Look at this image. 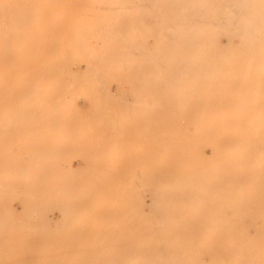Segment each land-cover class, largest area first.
Listing matches in <instances>:
<instances>
[{"label":"rangeland","instance_id":"rangeland-1","mask_svg":"<svg viewBox=\"0 0 264 264\" xmlns=\"http://www.w3.org/2000/svg\"><path fill=\"white\" fill-rule=\"evenodd\" d=\"M161 1H162V3H161ZM191 1L192 0H188L187 3L190 4ZM181 2L183 5H187L186 2L184 3L183 0H0V13L3 14V15L0 14V21H1L0 22V27H1L0 28V52L2 51L0 53V82H1L0 83V87H1V89H0V92H1L0 93V95H1V98H0V111H1L0 119H2V120H0V127L3 126L2 128H0V129H2V132L0 130V264H31L32 262H33V264L34 263L37 264L36 263L37 260H40V259H42L41 261L43 263L41 261H39L38 264H76L77 262H78L77 264H96V263L97 264H100V263L101 264H127L128 262L133 264L132 260H134L136 258L134 261H137V260H139L138 258H140V257H143V259H145V260H146L145 257H147L146 261L143 260V264H147V263H150L148 261H151V260L154 261V258H152V255L155 254L153 256V257H155L156 255H159L161 253H162L161 254L162 256H160L161 257L160 259L162 260V259H165V257H166L167 261L163 260L164 262L165 261L166 262L164 263L162 261L159 263L160 259L156 260V258H158V257H156L155 261H154V262H156L155 264H157V263H159V264H167V263L168 264H176V263L180 264V263H183L184 264V262L186 260H188L187 256H191V257H189L190 260H192V262L194 261L191 264H194V263H196V264H209L208 260H207L208 255H209V251H206V250L210 249V245L207 244V246L209 247L208 248L206 246L207 249H204L206 247L205 246L202 247V245L206 243L205 240L209 238L208 235H210V233L212 231L215 234H217L219 232L222 235V231L220 230L222 228V226L220 227V225H222V221H219L222 219V216L217 215L218 213L222 214L221 209L223 206V204H222L223 192L226 190L225 189L226 188V186H225L226 182H224L225 175H224V171L221 168L222 163L221 162H220V164L218 163V167H217V168H219V169H217V171L219 172V170H221V172H222L221 174H218L220 176H217V175L214 176V174L212 175V173H211V175H209V173H210V171L208 169L209 163H208V161H205V160H207L206 153L208 152V150L205 151V149H201L204 146L203 144H202L203 146L201 145L202 147L200 146L198 148V147H195L196 145L194 144V142H192V141H194V129L192 128V126H194L193 124H195V121L192 117L195 116L196 112L191 111V101H189V100H192V90L191 89L193 88V90H194V84H192L190 81H188V83H189L188 86L190 85V88H191V89H189L188 86H186L187 85L186 84L187 83L186 78L183 79V80H186L185 84H184V81L181 82L179 80L178 75H180V73H179L180 68H181L180 66H182L179 63V60H177V62H174V60L170 61V63L173 62L172 63L173 66L169 62L167 64L168 66L164 65L167 62L164 64L162 63L161 66L164 65V67L160 69L159 64L161 63V59L157 60L158 56L160 57V55H157L159 52L155 51L156 49L158 50L157 39H158V37L161 36L160 35L161 33L159 34V28H161V27H159L160 24L159 25H156V24H158L160 22V19L162 18V16H165L166 14L167 15L169 14V16H170V13L172 14V12L174 10L172 7L175 4L178 6L179 3L181 4ZM163 3H164V5H163ZM180 7H181V9H179L181 11L180 13L183 12L182 8H185V11L183 12L181 20L185 21L186 19L188 20L189 18H192V16L190 15L192 10L190 11L188 9L190 7H188V8L182 7V5H181L177 8H180ZM171 8L173 9L172 11L170 10ZM174 8L176 9V7H174ZM186 10L190 11V14H189L190 16L187 15L189 17L184 16ZM177 11L175 10V13ZM210 11H212V10L209 9V12ZM5 12H7L8 14ZM14 12H15L16 16L14 15ZM159 13H160V15H162L161 18L158 17V16H160ZM163 13H165V15H163ZM178 13H176L175 16H172V15L171 16L179 18V16L181 14L179 13L180 14L179 15ZM188 13L186 12V14H188ZM5 14H7V15L5 16ZM173 14H174V12H173ZM9 15L12 18L10 17V21L8 22V20H9L8 16ZM220 16H221L220 12L218 11L216 14L217 21L220 19ZM185 17H187V18H185ZM182 18H184V19H182ZM166 19H168V17ZM210 19L211 18H209V20ZM12 21H13V23H12ZM156 21L158 23H156ZM174 21L176 22L177 19H175ZM2 22L4 23V25ZM10 22H11V24H10ZM187 22H189V21H187ZM11 25H13V26H11ZM155 26H157L159 28H157ZM7 27H8V29H7ZM20 27H21V29H25V30H21ZM184 28H186V27H184ZM186 29H184V30L187 31ZM17 30H19V31H17ZM33 30H35V31L33 32ZM143 30H144V32H143ZM161 30H162V28H161ZM181 30H183V29L181 28ZM181 30L176 31L178 35H179L178 32H181ZM13 31H15V32H13ZM151 31H152V33H150ZM154 31H156L154 35H156V33H157V35H159V36H157L153 39V37H152L153 35L151 36V34H153ZM185 31H184V33H185ZM16 32L17 33L19 32L22 37L24 36V38H22L21 36L19 37V35H17ZM32 32L34 33V35ZM44 32L47 33L48 36ZM105 32L106 33L109 32V34L107 35V34H105ZM38 33H39V35L41 34L40 38H42V40L37 39L38 41H36V38L39 37V35H38V37H36L37 36L36 34H38ZM110 33H112L113 36L110 35ZM126 33H128V34H126ZM142 34L145 35L143 38H142ZM106 35L108 37H110V36H112V37L110 39H108ZM132 35H133V37H132ZM16 36H18L19 38H17ZM29 36L31 38H29ZM116 36H119V39H118V37L116 39ZM128 36H129V39H128ZM33 37H36L35 38L36 43L33 42V40H34ZM51 37H53V39ZM103 37L105 38V40ZM149 37H151V38H149ZM44 38H45V40H44ZM17 39H18V42H20V43H18L16 41L14 42V40H17ZM3 40H4V42H3ZM43 40L46 41V44L43 42ZM108 40H110V41H108ZM115 40H117V41H115ZM125 40H126V42H124ZM153 40L155 41V43H153ZM9 41H10V44H8ZM106 41H108V42H106ZM105 42H106V44H105ZM127 42H128V44H127ZM139 42L140 43L144 42L143 43L144 45L143 44L141 45ZM222 42H226L225 39H223ZM15 43H17L20 46H18ZM39 43H42V45L45 44L43 46L44 49L40 48V50H39V47L42 46ZM107 43H109V44L107 45ZM156 43H157V45H156ZM35 44H36V46H39V47H37L39 50V51L38 50L36 51L37 53H35V50L37 49ZM146 44H150V45H146ZM3 45H5L6 48L3 47ZM105 45H107L108 47ZM126 45H128V47L131 46V48L130 47L127 48ZM154 45H156V49L154 48ZM14 46H16V47H14ZM31 46L33 47L32 49H31ZM142 46H145L148 49L143 48ZM149 46H150V48H152L151 46H153L154 50H153V48L150 49ZM17 47H19V49ZM20 47H21V49H20ZM133 47H135V48H133ZM140 47L144 50L146 49V51H141L142 49ZM45 48H47L48 50ZM113 48H116V50ZM5 49H7V51ZM117 50H118V52L119 51L120 52L118 53ZM137 50L139 52L140 51L141 52L139 53ZM4 51H5V53H4ZM29 51H30V54H29ZM45 51L47 52L46 53L47 55L45 54ZM8 52H10V53H8ZM17 52L20 53V57L18 56L19 54H17ZM39 52H40V55H39ZM41 52H43V53H41ZM128 52L131 54H129ZM145 52H146V54H145ZM108 53L109 54L112 53V54L109 55ZM127 53H128V58L132 55L130 57L131 59L129 58L130 62L135 61V59H136L133 56V54L136 55L137 58H139V59L141 58L140 60L138 59L139 60L138 62L136 61L137 62L136 64H139V65L135 66L137 68V71H141V70H138V68H140L139 66L141 64L142 65L144 64L146 66L149 65V68H153L151 70L152 72H150L148 67H147V69L149 71L146 68L145 69L143 68L144 65L143 66L141 65V67H142L141 69H144L147 72L144 70H142L141 73L138 72L139 74H142L144 71L143 75H139V74L134 73L133 71L136 68L134 70H132V66H134L135 62H133V63L129 62L130 64H133L132 66L128 63V58H125L127 56ZM152 53H155V54L152 55ZM8 54H9V56H8ZM14 54H15V56H14ZM84 54H85V56H84ZM123 54H125V55H123ZM139 54H142L140 56H144V57H145V55L146 56L149 55L147 58L151 57L152 59H146V57L145 58L139 57ZM112 55H113V57L110 58V56H112ZM114 55H115V57H114ZM155 55H156V57H155ZM24 56H26V57L24 58ZM43 56H45V57H43ZM100 57H102V58H100ZM53 58H55V60H53ZM96 58H98V61H102L103 59L104 60L106 59L109 63L112 62V61L110 62V60H114L116 62V60L114 58H119V61H118L119 64L122 62H124V64L123 65L120 64V66H119V64H115V65H118V67H119L118 68L116 66L117 70L120 72L119 73L116 70V68L115 69L113 68L114 64H111L112 67L111 66L109 67L110 64L108 62H106V60L102 61L103 64L104 63L106 64V66L109 64L107 66V69H106L105 68L106 66L103 67V64H102V66H100V62L96 61ZM155 58H157L156 59L157 61L155 60ZM122 59H123V61L120 62ZM132 59H134V60H132ZM143 60H147L148 65L145 64L146 61H145V63H143ZM80 61L84 62V63H81ZM153 61L158 62L159 64L156 65L155 63H153ZM184 61L188 62L189 60H184ZM91 62L92 63L98 62L99 66L96 63L95 64V65H97V67H96ZM174 63H176V64L174 65ZM169 64H170V66H169ZM124 65L126 67H127V65H130V67L125 68ZM185 65H188V64L185 63L184 66ZM157 66H158V68H157ZM83 67H84V69H83ZM88 67H91L90 68L91 71L93 70L94 72L95 71H97V72L92 73V75H90L91 71H90V69H88ZM92 67L94 69H92ZM123 67H124V69H122ZM186 67H188V66H185V68ZM10 68H11V70H9ZM128 68H131V69L129 70ZM101 69L102 70L104 69L105 72H103ZM113 69H114V71H113ZM170 69H173V73L175 72L174 76H173V74H171L172 70L170 71ZM81 70H83L82 73L85 76L82 73H80ZM88 71H90V73ZM107 71H109V72H107ZM129 71L133 72L135 75H133V73H131ZM137 71L135 70V72H137ZM163 71L167 72V74L164 72L167 76L169 74V76L172 78V82H176L175 80H177V83H179V84L183 83L182 85H185L183 87L180 84L183 88L179 85V87H180L179 91L182 92L183 94L182 93L179 94L180 93L179 91H178L179 93H175L174 91H172L173 95L175 93L174 96H176V95L178 96V97L173 96L174 99L176 98L175 100H173L174 104L176 105V106L174 105V107L176 108V112L174 110L173 115H176L175 113H177L179 111L177 109V107L180 108V106H182V108H184V109H182L184 111V112L182 111L184 113V116H183V113H181V110L179 112L182 115L180 113H178V114H180L181 117L183 116L182 118H185V116L187 117V115H188V118L184 119V120H187V123H188V120L190 122V120L193 119L192 122L193 121L194 122L190 123L189 126L184 124L185 121L180 120V121H182L183 125H180V127H179L178 123L180 121L179 122L175 121L178 114L176 115V117L172 116V114H170L172 111L168 110V109L172 108L171 106H170V108H168L166 105L167 109H166L165 115L162 114V113H164L162 111V109L165 108L164 105L168 104L169 100H172L173 98L169 97L170 99H167L166 98L167 96L164 97L165 91H163L161 89L162 88L164 89V87L167 86L168 89L165 87L166 91H169L170 90L169 88H171V87L175 90L176 87L178 86L177 83H175V85H177V86L174 87L175 85L173 84L174 85L173 86L172 82L168 83V85L165 83L166 84L165 85L164 82H169L171 80V78H170V80L167 79L165 74H164V77L167 80L162 79L161 81L157 82L158 77L161 79V77H162L161 73ZM185 71H186V69H185ZM101 73L103 74V76ZM109 73H111V74H109ZM146 73H147V75H146ZM152 73L156 74V75H153ZM176 73H177V76H176ZM93 74H94V76H93ZM100 74H101V77H100ZM114 74H115V76H114ZM129 74L132 75L131 78H130ZM148 74H151V75H148ZM181 74L185 75L187 73H181ZM79 75H81V76H79ZM109 75H111V76H109ZM136 75H138L137 76L138 79L136 78L133 80V78H135ZM139 76H142L143 78L140 77V79H139ZM185 76H187V75H185ZM90 77L92 80H90ZM102 77H104L105 79ZM108 77L111 79H109ZM155 77H156V79H155ZM95 78L97 81L95 80ZM121 78L122 79L124 78V79L121 80ZM86 79H88L87 82H85ZM93 80H95V81H93ZM131 80H133V83ZM140 80H142L144 83H142V81H140ZM91 83H92V85H91ZM109 83L111 84L110 86H109ZM122 83H124V84H122ZM129 83H131L130 84L131 87L129 86ZM134 83L135 84L137 83L136 84L137 86H135V87L137 88L139 95L134 93V92H137L136 88L132 87V85L134 86ZM103 84H106V85H104L106 87L102 86ZM150 84H151L152 88L154 86H155V88H157L159 85L162 86L160 90L157 88L160 92L159 97H157L158 94H157L156 89H154V88H153L154 90L152 88L149 89ZM127 85L129 86L128 88H127ZM170 85H171V87H170ZM86 86H88V87H86ZM121 87H124V89ZM185 87L187 88V90H185ZM96 88L99 89L98 92H97ZM126 88H127V90L125 91ZM132 88H134L131 91V92H133V94H132L133 97L131 96V92H130V90ZM139 88H141V90H139ZM142 88H143V91H142ZM172 88H171V90H173ZM234 88H235V86L233 87V89ZM108 89H109L110 93H109V91H107ZM117 89H120L121 91L117 90ZM148 89L150 92L155 91V90L156 91L153 92L152 93L153 95H152L148 91ZM183 89L186 92H189L190 94L183 91ZM235 89L238 90V86ZM235 89L233 90V93H232L233 95L236 96L235 98H233L234 104H232V109H235L236 108L235 106H237L236 103H239V98H237V95L239 93ZM104 90H106L105 93H107L110 96V98L107 97V95H105ZM115 90H116V92H114ZM68 91L70 92V94ZM100 91H102V93H104V94H101V95H103L102 97L99 95L101 93ZM161 91H163V92H161ZM127 92H128V94L130 92L129 96H128V94H124ZM67 93H68V95H66ZM71 93L72 94L74 93V94L72 95ZM160 94H162V95L160 96ZM165 94L168 95L169 93L167 92ZM134 95H136V96H134ZM147 95H148V98H147ZM186 95H188V97H185ZM189 95H190V97H189ZM120 96H123V97H120ZM154 96L157 97V100L154 98ZM12 97H13V99H12ZM105 97L108 99V101L106 100ZM116 97L117 98L119 97L120 100L117 99ZM128 97L131 99V101L133 103L130 102V99H128ZM162 97L166 101V103H165V102H163V99H162L163 104L165 103L162 106L164 108H162L161 106H158V104H157L159 102L158 99H160ZM65 98H67V99L69 98V100H67ZM85 98H86V100H85ZM114 98H115V100H113ZM137 98H139V99H137ZM141 98L143 100L142 102H140ZM145 98H147V99H145ZM177 98H179V101L182 98L180 103H178V104H177V102H178ZM122 99L125 102L122 101ZM135 99H137V102H138V104L136 102V105H134ZM3 100H4V102H2ZM20 100L24 101L26 103L23 102V104H22V102ZM116 100L119 102H117ZM148 100H150V101H148ZM153 100H156V101H154L155 102L154 105H152ZM182 100H184V101H182ZM105 101H106V103H105L106 105L103 104ZM110 101H112L113 103ZM173 101H170V102H173ZM123 102L125 104H122ZM147 102H149V105L147 104ZM11 103H14V105H12ZM99 103H102V104H99ZM126 103H127V105H126ZM128 103H129V105H128ZM144 103H145V105L147 104L146 106L150 107V108H147L144 105ZM131 104H133V105H131ZM124 105H126V106H124ZM143 105L145 106V107H143L144 109H142ZM156 105L158 106V108ZM160 105H162V104H160ZM13 106H15V107H13ZM127 106L130 107L131 110H129L127 108ZM153 106L156 108L154 109ZM184 106L186 108H189L188 109L189 111ZM121 107H123V108H121ZM151 108H153V109L151 110ZM173 108H172V110H173ZM237 108H238V106H237ZM124 109H126V110H124ZM134 109H135V111L133 113ZM145 109H147V112ZM11 110H14L15 113L16 112L17 113L15 114ZM111 110H113L114 112H112ZM32 111H34L35 113H32ZM36 111L39 112L40 114H37ZM108 111H111L110 114L107 113ZM130 111H131V113H130ZM158 111L161 113H159ZM169 111H171V112H169ZM11 112L13 113V116L15 115L14 117L12 116ZM97 112H98V114H97ZM104 112H106V113H104ZM138 112H140V113L144 112V113L139 114V116H138ZM191 112H192V115H191ZM115 113H116V115H115ZM189 113L191 116L189 115ZM201 113L202 112H200V113L198 112V114L196 116H202V118H205L206 117L205 115L210 114L212 116L214 114L213 116H215L216 118L215 117L208 118L209 120L211 119V122H209L210 124H206V125L209 126V125L213 124L215 129L213 131L210 129V131L212 133H214V131L216 130V132H215L217 134L216 138L219 137V139H220V136H221L220 131L221 130H220L219 126H221L223 124V122H221L223 120H221V115H219V112L215 111V112H212L213 113L212 114V113H209V110H208V112H203V114L200 115ZM204 113H205V115H204ZM235 113L236 114L238 113L237 114L238 118L240 116V113L237 110V112H234L231 114V117L233 120L237 118ZM134 114H136V115H134ZM153 114H155V115H153ZM5 115H6V118H5ZM7 115H9V116H7ZM105 115H106V117H105ZM133 115L136 117V118L134 117V121L136 124L135 126L133 125L134 122L132 121ZM216 115H218V116H216ZM203 116H205V117H203ZM46 117H47V119H46ZM92 117H95V118H92ZM96 117L98 118V120ZM129 117H130V119H129ZM154 117H156V118H154ZM171 117H173V118L175 117L174 119L172 118L173 121H175L172 124H171V122H172ZM12 118H13V120H11ZM182 118H180V119H182ZM190 118H192V119H190ZM121 119L123 120V122ZM128 119H129V121H128ZM90 120L92 121V123L90 122ZM107 120H108V122H107ZM16 121H18V122L16 123ZM102 121H103V123H102ZM131 121L133 123H131ZM146 121H148V122H146ZM216 121L220 122V123H217ZM3 122H5V123L3 124ZM176 122H177V125L179 128L185 129L184 132L182 133V135L180 132L177 131L178 127H177V125L174 124ZM10 123H12L13 126ZM97 123H98V126H97ZM108 123H110V125ZM164 123L169 124V125H165ZM102 124H104V125H102ZM112 124H114V125L112 126ZM121 124H123V125L121 126ZM141 124L144 126H141ZM173 124H174V126H172ZM90 125L92 128L90 127ZM129 125H130V129H129ZM161 125L162 126H171V127H174V129L176 126L175 131H177V132L175 133L174 131H171V135H173L172 133H174V136L172 138H171V136L168 137L169 134L168 135H166L167 133L164 134L166 136H164L165 142H163L162 138L159 139V137L162 136V135H160V133L163 132V129H162L163 127ZM185 125H186V127H185ZM19 126H21V127H19ZM33 126H36V127H34L35 130H34ZM41 126H42V129H41ZM102 126L104 128H102ZM127 126H128V128H127ZM13 127L15 128V130ZM84 127H85V129H84ZM118 127H119V129H118ZM44 128H47V129H44ZM110 128H112V129H110ZM123 128H124V130H123ZM145 128H146V130H145ZM19 129H21V130H19ZM48 129H49V131H48ZM142 129H144V130L142 131ZM181 129H180V131H183ZM85 130H86V132H85ZM103 130L107 131V133L104 132ZM7 131H9V132H7ZM83 131L85 133H83ZM122 131H123V133H122ZM205 131H207V129ZM40 132H42L43 134ZM149 132H151V133L149 134ZM208 132L209 131H207V134H208ZM33 133H35V134H33ZM90 133H92V134H90ZM98 133H99V138H98ZM184 133H185V135H184ZM189 133H191L192 135ZM37 134L41 135V136H37ZM53 134H55V135H53ZM188 134H189V136H188ZM6 135H8L9 137ZM93 135H95V136H93ZM81 136H82V138H81ZM127 136H129L128 139H127ZM4 137H5V139H4ZM40 137L43 139L42 141H44V143L41 141ZM43 137H45V139ZM58 137H59V139L57 140ZM96 137H97V139H96ZM165 137H168L169 139L176 138L177 141L176 140L173 141L174 143L177 142L176 146L179 142L181 143V141L184 140L185 138L190 139V140L186 139L185 141H182L181 144L179 143L181 146L186 147V149H184V147H181V146H179V147L183 148L184 151L186 150V151H190V153H193L191 156H189V153H187V152L183 151V153H182V154L187 153L188 155L187 156L185 155L186 158L189 160L191 159V160L189 162H187L188 160L184 159L185 158L184 155H183L184 157L183 156L181 157L180 154L178 155L174 151L176 153V155L178 156V158H177V156H175L177 159L173 156L176 159V161L174 160V162H176V164H178V165H176L177 168L174 166L175 165L174 162L171 163L172 165L169 162V167L168 168L166 167L167 168L166 170L162 169V168L160 169L158 160H159V156L161 157L160 152L162 151L161 149H163V146H164L163 143H168L169 145L170 144L174 145V143L169 141V140L168 141L170 143L167 142ZM30 138H32V139H30ZM37 138L39 139L38 142H37V140H38ZM119 138H121V139H119ZM182 138H184V139H182ZM213 138H215V137H213ZM7 139H9L10 143H8L6 141ZM91 139H93L92 141L95 140L94 142H92V141L90 142L92 145L89 143L92 147L87 143V140L90 141ZM100 139H102V142H100L101 141ZM106 139H108V140H106ZM156 139L157 140L159 139L160 141L159 140L157 141ZM84 141H85V143H84ZM103 141H104V143H103ZM190 141L192 142V146H194L193 148L191 146H190L191 148H188V145H190ZM5 142H7V143H5ZM34 142H35V145H37L36 148L34 147L35 146ZM161 142H163L162 143L163 145L161 144ZM39 143L40 144L42 143V145L45 144L43 146L40 145V147L43 150L39 147ZM94 143H96V144H94ZM159 143L162 146L157 145ZM185 143L186 144L188 143V144L185 145ZM46 145L48 146L46 149L48 150L50 147L51 148L50 150L52 152L50 150L47 151L46 149L43 148L44 146L46 147ZM88 145H89V147H86ZM103 145H104V149H103ZM150 145L152 147V151L150 150V148H151ZM105 146H109V147L106 148ZM160 146H161V149L158 148ZM100 147H102V148H100ZM179 147L177 146L178 150H180ZM141 148L142 149L145 148V149L142 150ZM30 149H32V150H30ZM37 149H39V150H37ZM159 149L161 151H159ZM187 149H189V150H187ZM199 149H201V150H199ZM4 150H6V151H4ZM45 150H46V152H41V151H45ZM104 150H106V151H104ZM172 150H175L174 146H173ZM193 150H195V151H193ZM34 151L36 152L37 155H38V153L41 152L42 154L38 155V156L41 155V157H37V155L34 156L35 155ZM37 151H39V152H37ZM58 151H60L61 153H59ZM102 151H104L105 153ZM48 152H50V154L53 153L55 156L52 154L53 156L51 155L52 156L51 157ZM110 152H112V153H110ZM8 153H10L11 156H8L7 155ZM29 153L30 154L34 153V154L30 155ZM84 153H86V154H84ZM124 153H126V154H124ZM148 153H149V155H148ZM175 153H174V155H175ZM27 154L30 156L28 157ZM61 154L62 155L64 154V156H61ZM46 155H49L48 156L50 158L49 160H48ZM56 155H57V157H56ZM85 155H87L86 156L87 158H85ZM42 156L44 158L46 157V160ZM157 156H158V158H157ZM162 156H164V155H162ZM168 156H169V158L171 157L170 154ZM179 156L181 157V159L182 158L183 159L181 160ZM129 157H130V159H129ZM173 157H171V158H173ZM38 158L39 159L42 158V159L39 160ZM43 160H44V162H43ZM68 160L70 163L68 162ZM177 160H181V161H177ZM87 161L90 162L91 164L89 165V163ZM141 161L144 163L141 164L142 163ZM170 161H173V160H170ZM184 161H185V163H184ZM41 162H43L42 164H44L45 162L46 163L44 165H42ZM62 162H64V163H62ZM85 162H87L88 164ZM139 162H141V163H139ZM151 162H153V163H151ZM179 162H181V164H179ZM186 162L190 163L189 168L187 166H185V168H187V169L184 168L185 170H181L180 168L183 169V167H181L180 165L184 166V164H186ZM192 162L194 165L192 164ZM204 162H205V164H204ZM97 163H99V164L96 165ZM40 164L42 165V167L40 166V168H37L36 166L40 165ZM47 164L49 167H46ZM92 164H93V166L91 167ZM33 165L35 166V168L32 167ZM60 165H61V167H60ZM170 165H171V167H170ZM186 165H188V164H186ZM190 165L191 166L193 165L194 167H191ZM97 166H99V167H97ZM178 167H179V170H181L182 172L179 171L177 173L176 169H178ZM44 168L45 169L50 168V169L44 170ZM55 168H57L56 169L57 171L54 170ZM35 169L36 170L40 169L45 174L40 170H39V172H38V170L36 172ZM61 169H62V171H61ZM195 170H197V172H195ZM47 172L49 173L48 175H47ZM55 172H58V173L56 174ZM69 172L74 174V176L70 175ZM189 172H190V174H189ZM120 173H122V174H120ZM136 173H138L137 174L138 176L140 175L141 177L142 176L143 177L142 178L141 177L138 178V176L136 177L135 176ZM169 173H170V175L173 173L174 176H170V177L163 176V175L169 174ZM201 173H203V176L204 175L207 176L206 178H203V179H207L206 182H203L202 179H198L202 176ZM51 174L53 175L54 178H52ZM97 174H99V175H97ZM142 174H144V175H142ZM177 174H180V175H177ZM195 174L196 175L201 174V175L196 176ZM23 175H24V177L30 176L29 177L30 180L33 179L34 181L32 180L31 183L28 182L27 179H29V178L26 179L23 177ZM41 175H42V177H41ZM91 175H93V176H91ZM122 175H124V176H122ZM183 175L185 177H183ZM13 176H16V177L12 178ZM48 176H50L51 180L48 178ZM126 176H128L127 181L123 180V178H126ZM146 176H147V178H146ZM186 176L187 177L191 176V179H193V180L198 179V180H200V182L204 183L206 187L208 186L206 188L204 186V184H200V186L198 187L200 189L202 186V187H205L206 190L208 191V188L211 187V190L209 192H207L208 194L205 193V190H204V193L207 194L208 196L213 193V190L216 191V190H218V188H221V189H219V192L220 191L222 192L221 195L219 193V196H218V194H216L217 192L215 193V196L219 197L218 199L220 202L217 203L218 199L215 202L213 200L214 198L213 199L211 198L212 201L215 202V204L214 203L211 204L212 205V207H211V205H210L211 199H210V201H207L206 200L207 197L204 194L203 195L206 198H204L203 196L201 197L202 192L200 191L201 194L199 193L200 194L199 195L196 192L197 190L195 188H194L193 192H196L198 194V196H197V194L195 195V193H193V192L190 193V196H189L188 191L191 190L192 186L189 185L191 183H188L187 179L185 180V178H187ZM222 176H223V181L220 180V182H219L218 179H222L221 178ZM21 177H22L23 181L21 180ZM37 177H38V179H37ZM58 177H60L61 179H59ZM120 177H122V179ZM175 177H177V178H175ZM195 177L196 178L198 177V178L195 179ZM94 178H95V180H94ZM159 178H160V181H159ZM188 178H190V177H188ZM41 179H43V180H41ZM44 179L46 180L45 181L46 183L42 182V181H44ZM55 179L58 181H56ZM134 179L136 181L137 180L138 181L136 183H134V181H132ZM142 179L143 180L145 179L147 182L150 179L151 182L149 181L150 183H147L145 181L146 182L145 183L143 181V185H142L141 184ZM161 179L163 181L164 180L165 181L162 182ZM217 180L221 185L216 182ZM15 181H16V183H15ZM35 181H36V183L38 182V184H36ZM124 181L126 183H124ZM180 181L182 182V184L184 186H186V184H187V186L189 185L190 188H187V189H186V187L183 188L184 186H182ZM138 182H141V183H138ZM179 182H180V184H179ZM14 183L16 185H14ZM24 183H25V185H24ZM40 183L42 185L45 183V185H43V187H42V185ZM144 183L146 184V187L148 186L150 188L144 187ZM162 183H163V185L166 184L165 185L166 188H164V192L166 189H167L166 193H168L169 189L171 191V192L169 191L170 194H169V198H167V199L165 197H163L162 191L160 192V189L162 190V188H163V187L160 188ZM53 184H56L57 186L56 185L53 186ZM173 184L175 185L174 188L176 190H177V188L182 189V190H179V189L177 190L178 195L173 194V192H172V190H174V188H172ZM193 184H194V182H193ZM211 184H213V185L211 186ZM22 185L24 186V190H23ZM66 185L68 187H65ZM130 185H131V187H130ZM62 186H63V189H62ZM195 186H196V184H195ZM59 187H60V189H59ZM13 188H15V189H13ZM31 188H34L36 192H31V191H34V189H31ZM140 189H142V191ZM154 189H155V191L157 190L155 196H153L155 193ZM222 189H224V190L222 191ZM18 190L19 191L21 190V192H19ZM176 190H174L175 193H176ZM15 191H16V193H15ZM22 191L24 193H22ZM56 191H58V192H56ZM150 191H152L151 194H149ZM158 191L161 193V195L158 194ZM179 191L183 192L182 195L185 194V197H187L188 199L189 198H190V200L194 199V202H196V203L199 201L195 200L194 196L197 197L198 200H200L201 198L205 199L206 202H208V205H206V206L204 205L205 208L206 207L208 208L205 210H209V212L208 211L207 212H208V214L211 213L212 217L210 215L202 212L201 208L204 207V206H202L203 204H206L205 200H203V202H201L202 200L200 201L202 205H200L198 203L199 206H202L199 208L197 204H195V203L192 204L193 201H191V202H190V200H189V202L184 201L186 198L181 197V195H179ZM129 192L130 193L132 192L133 195L130 194ZM186 192H188V193H186ZM29 193H30V195H29ZM39 193H40V197H39ZM43 193H45V194H43ZM209 193H211V194H209ZM19 195H20V197H19ZM159 195L161 198L159 197ZM27 196H28V198H27ZM132 196L134 198H132ZM165 196L168 197L167 194ZM151 197H152V201H150ZM153 197H155L157 199L164 198L167 200V202L165 203L166 200L165 201L162 200L161 201L162 205H161L160 201L158 202V200H156V199L154 200ZM20 198L21 199L23 198V200H21ZM29 198L32 199L33 201L28 200ZM25 199H27V200H25ZM170 199L172 200V202ZM215 199H216V197H215ZM173 200L174 201L176 200L175 202L177 204L175 202H173ZM156 201H157V203H159L158 204V205H160L159 207L155 205ZM150 202H151V204H150ZM152 202H154V203L152 204ZM185 202H187L191 207L193 206L194 207L193 209H195L196 212H195V210L193 211V209L191 210L190 207H188L185 204ZM183 203H184V208H185V205H186V208H188V210H187L188 212L186 213V210H185V213L181 212V214H179L178 212L182 211L180 209L184 210ZM168 204L170 205V207L164 208L165 205L168 207L169 206ZM173 204L175 205V207L172 206ZM176 205H178V210H177ZM64 206H65V208H64ZM145 206L146 207L148 206L147 209ZM156 208H157V210H155ZM198 208L201 210V212L203 214L199 212ZM148 209H150V211ZM152 209H153V211L157 212V215L161 212H162L161 213L162 215L159 214V215H161L159 217V215L158 216L156 215V212H154L152 214L151 213V212H153ZM147 210L150 213H148ZM190 210L193 212L191 213ZM158 211H161V212L158 213ZM166 211L169 212L168 213L169 215H171L173 213V219L174 220L173 219L170 220L171 216H170V219H169V216L167 217L170 220L169 224H168L169 221L167 220L166 215H165V214H167ZM171 211H172V213H171ZM219 211H221V213ZM164 212H166V213H164ZM32 215H33V217H30ZM149 215H150V217H149ZM153 215L155 216V218ZM163 215L165 216L164 218H162ZM179 215H180V217H179ZM184 215L186 218L183 217ZM206 215H208L207 217L209 218V220H208V218H206ZM216 215H217V220H214L213 217H216ZM181 216L184 218V221H183ZM156 217H159L161 219L158 220V219H156ZM189 217L193 218V219H191V220H193V222L191 220H189L190 219ZM194 217H196V218H194ZM218 218H220V219H218ZM211 219H213V220H211ZM154 220H155V223H156V221L158 222V224L156 223L158 226L162 225L164 227L163 228L161 226L162 229L165 230V228H166L164 233L161 232L163 234H161V233L159 234V237L164 235L162 237V240L160 238L158 240V236H157L158 235L157 231H159V229L161 227L158 228V226H156L155 223L152 224L154 222ZM160 220H162L160 222L161 224L159 223ZM165 220H166V222H165ZM196 220H198L199 222H197ZM210 220H211V222H209ZM40 221H42V223ZM147 222H149V224ZM185 222H186V224H185ZM191 222H192V224H190ZM213 222L217 223L216 228H214L215 224L214 225L211 224ZM162 223H164V224H162ZM175 224H177L176 226L183 224V225H185V227L183 225L182 226L180 225V227L171 226V225H175ZM187 224H189V226L192 225V228L190 227L187 230L191 232L192 238L195 242H201V244L203 243L201 246L197 245V243H195L194 241H193V243L190 241V239H192V238L189 235H191V234H189L187 236L188 233L186 234V231L183 233V230L179 229L181 227H184V230H185V228H187ZM201 224H203L205 226H203L201 228L200 227ZM218 224H219V230H217ZM148 225H149V227H148ZM154 226H156V227H154ZM153 227L157 228V229H154ZM197 228H199L201 230H197ZM213 228L215 230H213ZM99 229H101V230H99ZM152 229H154V230H152ZM172 229H173L174 233L170 232L171 235L172 236H173V234H175V236L179 235L178 237H176V239L180 238L181 241H184L183 244L181 242H178L177 244L180 245V243H181L182 245H181V247H178V248L175 246L176 249L174 248V246L171 247V245L168 248V245L166 244V242H164V243L167 245V247L164 246L165 244H163V242H160V240L161 241L167 240V242L170 243L169 239L173 240L175 238V237L173 238L171 235H169V233L167 234V235H169L168 237L165 236V234ZM175 229H177V231ZM208 229H211V230H209V232H208ZM136 230H138V231H136ZM145 230H146V232L147 231H154V233L156 232V234H152L151 236H146L143 234L145 237H148V238L152 237V238L146 240V242H148L147 245H150V246L145 245L146 244L145 243L144 245L147 247H145V249H143L144 248L143 243L145 240L139 239V236L140 235L143 236L141 233L145 232ZM167 230H169V231H167ZM160 231H162V230H160ZM198 231H199V233H200V231H202L204 234H207V232H208V234L205 235L206 236L205 237L201 233V235H202L201 238L203 240L201 239V241H200V238H198L197 240H199V241H196L195 237H197V236L200 237V235L198 234ZM137 232H138V235H137ZM193 234H195V235H193ZM220 234L216 235V238L218 240L217 239L215 240V250L218 251V253H219V251L221 253L220 245H221L222 236H220ZM135 236L139 240L137 238L135 239ZM141 236H140V238H142ZM183 236L184 237L186 236V237L184 238ZM66 237L68 240L65 239ZM164 237H167V238L164 239ZM188 237H189V239H188ZM89 238H91V239L89 240ZM68 241H69V244H67ZM71 241H73V242H71ZM93 241L95 242L94 244H93ZM137 241H139V242H137ZM188 241L191 242L192 247L188 245V244H190V243H188ZM64 242H65V245H64ZM70 242H71V245H73V247H71ZM133 242H134L133 246L136 248L132 247ZM158 243L160 244L159 246H162V248L164 250H166V248H167V250H169L170 247L173 249H170V252L168 251L167 253H165L164 250L160 249L161 247L159 248V246L157 245ZM172 244H174V241H172ZM140 245L143 246V248ZM155 245H157V248L155 249L156 252L159 251L160 253L158 252L159 254L153 253L150 255L149 251L154 252L155 251L154 248L156 247ZM66 246L68 248L70 247V249H67ZM80 246H82V247H80ZM139 246L142 250H140L138 248ZM183 246H187V248H189V249L186 250L185 247H183ZM194 246H196L198 248V250H195L196 247L193 248ZM125 247L126 248L129 247V248H127V250H126ZM152 247H153V249H152ZM200 247H202L203 249ZM81 248L83 249V251ZM179 248H181V250L178 251ZM192 248L195 251H192ZM74 249H76V250H74ZM78 249L81 251V253H79L80 251ZM84 249H85V251H87V254L84 251ZM135 249H136L137 255H136ZM173 250H174V252H173ZM133 251L135 252L134 253L135 256L132 254ZM147 251H148V253H147ZM189 251L190 252L192 251V253H190L191 255H189V254L187 255V252L189 253ZM27 252H29V253H27ZM139 252L141 254L145 252V254L147 253V255L144 256V254H143L140 257H137L140 255ZM171 252L173 253V256H174L175 252L177 255V258H176V255H175V258L172 256H171V258H173L175 260L176 259L177 260H183V262L174 261L173 259H169L170 257H167V256ZM193 252H195V255L193 254ZM34 253H37V254H34ZM196 253H198L199 255L203 254L202 255L203 257H201V255L200 256L196 255ZM31 254H33V256H31ZM38 254H40V255H38ZM82 254L87 256V257L84 256V258H85L84 259ZM131 254H132V256H131ZM73 255H75V256L73 257ZM183 255L185 257H183ZM37 256H39L40 259ZM196 256H198V258H196ZM128 257H132V260L130 259L128 261L127 260V259H129ZM133 257H134V259H133ZM35 258H36V260H35ZM31 259H32V261H30ZM33 259H34V261H33ZM140 259L142 260V258H140ZM200 259H203L204 262L205 261L206 262L200 263L203 261ZM172 260H173V263H171ZM153 261H152V263H153ZM139 262L137 261L135 263L137 264ZM141 262L139 264H142ZM220 262H221V256L219 257V263L218 264H220ZM130 263H128V264H130ZM185 264H190V261H187V263L185 262Z\"/></svg>","mask_w":264,"mask_h":264},{"label":"bare ground","instance_id":"bare-ground-1","mask_svg":"<svg viewBox=\"0 0 264 264\" xmlns=\"http://www.w3.org/2000/svg\"><path fill=\"white\" fill-rule=\"evenodd\" d=\"M184 1V3L186 2V4L187 5H183L182 4V2H181V4L179 5L178 3V6L176 5H174L172 8L174 9H170L171 11L173 10V12H174V14H173V12H172V14L170 13V16L172 15V16H175L176 15V13H180L181 11L179 10V9H181V7L180 8H177V7H179V6H181L182 5V7H190V8H188L190 11H191V14H190V11L189 10H186V12L188 13V14H186V12H185V14H184V16H187V15H191L192 16V18H189L187 21H189V22H187L186 20L184 21V20H181V17H182V15H183V12L185 11V8H182L183 9V12L182 13H178L180 16H179V18H177V17H170L169 16V14L167 15H165V13H163V15H165V16H162V15H160V13H159V15L160 16H158V17H160L161 18V16H162V18L160 19V22L158 23L157 21H156V23H158V24H156V25H159V27H161L162 28V30H161V28H159V27H157V26H155V27H157V28H159V34L161 35L160 37H158V39H157V41H158V45H157V43H156V45H157V48H158V50L156 49V45H154V48L156 49L155 51H158L159 53L157 54V55H160V57L158 56V59L157 58H155V60L157 59V60H159V59H161V63L159 64L158 62H154L153 61V63H155L156 65H160V69L161 68H163L164 67V65L165 66H168L167 64H168V62L170 63V61H173L174 60V62H177V60H179V63L182 65V66H180L181 68H180V75H178V77H179V80L181 81V82H183L184 81V84L186 83L185 81L187 80V85L186 86H188V81H190L192 84H194V90H193V88L191 89L190 88V85L188 86V88L189 89H191L192 90V100H189V101H191V111L192 112H196V114H195V116L194 117H192L193 119H194V121H195V124H193L194 126H192V128L194 129V141H192V142H194V144L196 145L195 147H200L202 144L204 145H202L203 146V148H201V149H205V151L206 150H208V152L206 153V158H207V160H205V161H208V163H209V167H208V169H209V171H210V173H209V175H211V173H212V175L214 174V176L215 175H217V176H220V175H218V174H221L222 172H221V170H219V172L217 171V169H219V168H217L218 167V163L220 164V162L222 163V166H221V168H222V170L224 171V175H225V179H224V182H226L225 184V186H226V190L223 192V201H222V204H223V206H222V214H217V215H221L222 216V219L221 220H219V221H222V225H220V227L222 226V228L220 229L221 231H222V235L218 232L217 234H220V236H222V239H221V245H220V247H221V253H220V251H219V253H218V251H216L215 250V240L217 239L216 238V235L217 234H215L213 231L210 233V235H208V239H206L205 241H206V243L205 244H201V242H195L194 240H193V238H192V234H191V232L190 231H188L187 229L188 228H192V225L191 226H189V224H187V228H185V230H184V227H185V225H183V224H180L181 226L183 225L184 227H181V228H179V229H181V230H183V233L186 231V234H187V236L189 235V234H191V235H189V236H191V238L192 239H190V241L193 243V241L195 242V243H197V245H199V246H201L202 245V247H206L207 246V244H209L210 245V249L209 250H206V251H209V255H208V263L209 264H218L219 263V257L221 256V262H220V264H264V0H192L191 2H190V4L189 3H187L188 2V0H183ZM161 3H162V1H161ZM12 4V3H11ZM10 4V5H11ZM130 5V4H129ZM163 5H164V3H163ZM189 5V6H188ZM164 7V6H163ZM174 7H176V9L174 8ZM10 8V7H9ZM14 8V7H13ZM168 8V7H167ZM170 8V7H169ZM209 9L210 10H212V11H210L209 12ZM10 10V9H9ZM175 10L177 11L176 13H175ZM220 12V19L217 21V17H216V14H217V12ZM138 12V11H137ZM5 13H7V12H5ZM0 14H2V13H0ZM8 14V13H7ZM7 14H5V16L7 15ZM10 14V13H9ZM13 14V13H12ZM3 15V14H2ZM14 15H15V12H14ZM152 15V14H151ZM189 15V16H190ZM212 15V16H211ZM16 16V15H15ZM128 16V15H127ZM154 16V15H153ZM178 16V15H177ZM183 16V17H184ZM189 16H187V17H189ZM9 17V20H8V22L10 21V15L8 16ZM168 17V19H166ZM187 17H185V18H187ZM6 18V17H5ZM12 18V17H11ZM153 18V17H152ZM170 18V19H169ZM173 18V19H172ZM177 19V21L175 22L174 20L175 19ZM209 18H211L210 20H209ZM138 19V18H137ZM182 19H184V18H182ZM1 22V21H0ZM3 23V22H2ZM12 23H13V21H12ZM146 23V22H145ZM10 24H11V22H10ZM3 25H4V23H3ZM146 25V24H145ZM7 26V25H6ZM9 26V25H8ZM11 26H13V25H11ZM15 26V25H14ZM144 26V25H143ZM16 27V26H15ZM140 27V26H139ZM148 27V26H147ZM184 27H186V28H184ZM1 28V27H0ZM17 28V27H16ZM181 28L183 29V30H181ZM7 29H8V27H7ZM18 29V28H17ZM20 29H21V27H20ZM184 29H186L187 31H185ZM13 30V29H12ZM21 30H25V29H21ZM178 30H181V32H178L179 33V35L177 34V32L176 31H178ZM5 31V30H4ZM16 31V30H15ZM15 31H13V32H15ZM17 31H19V30H17ZM35 30H33V32H34ZM44 31V30H43ZM82 31V30H81ZM142 31V30H141ZM140 31V32H141ZM150 31V30H149ZM148 31V32H149ZM184 31H185V33H184ZM29 32V31H28ZM32 32V33H33ZM143 32H144V30H143ZM142 32V33H143ZM155 32L156 31H154L153 32V34H151V36L153 37V39L155 38V37H157V36H159V35H157V33H156V35H154L155 34ZM2 33V32H1ZM17 33V32H16ZM22 33V32H21ZM24 33V32H23ZM37 33V32H36ZM45 33V32H44ZM115 33V32H114ZM113 33V34H114ZM132 33V32H131ZM150 33H152V31L150 32ZM5 34V33H4ZM25 34V33H24ZM23 34V35H24ZM27 34V33H26ZM46 35H47V33H45ZM99 34V33H98ZM105 34H109V32H105ZM126 34H128V33H126ZM17 35H19V37L21 36L20 35V33L18 32L17 33ZM33 35H34V33H33ZM37 36L36 37H38V35H39V33L38 34H36ZM41 35V34H40ZM39 35V37L38 38H36V37H33L34 38V40H33V42L34 43H36L35 42V38H36V41H38L37 39H41L42 40V38H40L41 36ZM106 35V36H107ZM110 35H112V33H110ZM109 35V36H110ZM115 35V34H114ZM130 35V34H129ZM136 35V34H135ZM31 36V35H30ZM29 36V38H31ZM48 36V35H47ZM95 36V35H94ZM113 36V35H112ZM112 36H110V37H108L107 36V38L108 39H110ZM145 35H143L142 34V38L144 37ZM17 38H19L18 36H16ZM22 37V36H21ZM44 37V36H43ZM117 37H118V39H119V36H116V39H117ZM132 37H133V35H132ZM136 37V36H135ZM11 38V37H10ZM22 38H24V36L22 37ZM52 39H53V37H51ZM57 38V37H56ZM98 38V37H97ZM104 38V37H103ZM131 38V37H130ZM149 38H151V37H149ZM148 38V39H149ZM100 39V38H99ZM128 39H129V36H128ZM132 39V38H131ZM223 39H225V41L226 42H222V40ZM20 40V39H19ZM22 40V39H21ZM44 40H45V38H44ZM43 40V42L46 44V41H44ZM51 40V39H50ZM104 40H105V38H104ZM112 40V39H111ZM18 42V39L17 40H14V42ZM108 41H110V40H108ZM108 41H106V42H108ZM115 41H117V40H115ZM141 41V40H140ZM147 41V40H146ZM145 41V42H146ZM3 42H4V40H3ZM26 42V41H25ZM24 42V43H25ZM32 42V43H33ZM106 42H105V44H106ZM124 42H126V40L124 41ZM2 43V42H1ZM18 43H20V42H18ZM23 43V44H24ZM27 43V42H26ZM25 43V44H26ZM33 43V44H34ZM38 43V42H37ZM56 43V42H55ZM140 43V42H139ZM144 43V42H143ZM143 43H140L141 45L143 44ZM153 43H155V41L153 40ZM8 44H10V41H9V43ZM15 44H17V43H15ZM31 44V43H30ZM40 45H42V43H39ZM44 44V45H45ZM109 43H107V45H108ZM127 44H128V42H127ZM18 45V44H17ZM22 45V44H21ZM44 45H42V46H36V44H35V46H36V48L37 47H39V50H40V48L41 49H44ZM107 45H105V46H107ZM120 45V44H119ZM136 45V44H135ZM144 45V44H143ZM146 45H150V44H146ZM2 46V45H1ZM18 46H20V45H18ZM23 46V45H22ZM127 46V48H131V46H129L128 47V45H126ZM133 46V45H132ZM3 47H5V45H3ZM8 47V46H7ZM12 47V46H11ZM14 47H16V46H14ZM13 47V48H14ZM30 47V46H29ZM108 47V46H107ZM143 48H146L145 46H142ZM148 47V46H147ZM152 48H153V46H151ZM6 48V47H5ZM18 49H19V47H17ZM16 48V49H17ZM23 48V47H22ZM33 47L31 46V49H32ZM48 48V47H47ZM47 48H45V49H47ZM126 48V49H127ZM133 48H135V47H133ZM132 48V49H133ZM141 48V47H140ZM149 48H150V46H149ZM152 48H150V49H152ZM154 48H153V50H154ZM3 49V48H2ZM15 49V48H14ZM20 49H21V47H20ZM112 49V48H111ZM113 49H115L116 50V48H113ZM121 49V48H120ZM138 49V48H137ZM142 49V48H141ZM146 49H148V48H146ZM146 49L144 50V49H142L141 51H146ZM6 51H7V49H5ZM26 50V49H25ZM38 50V48L35 50V53H37L36 51ZM38 50V51H39ZM48 50V49H47ZM129 50V49H128ZM127 50V51H128ZM138 51V50H137ZM140 51V52H141ZM2 52V51H1ZM0 52V53H1ZM24 52V51H23ZM34 52V51H33ZM49 52V51H48ZM112 52V51H111ZM117 52H118V50H117ZM116 52V53H117ZM120 52V51H119ZM118 52V53H119ZM139 52V51H138ZM139 52V53H140ZM149 52V51H148ZM151 52V51H150ZM4 53H5V51H4ZM8 53H10V52H8ZM41 53H43V52H41ZM47 52L45 51V54H46ZM129 53V52H128ZM128 53H127V56L125 57V58H128ZM156 53V52H155ZM155 53H152V55H154ZM16 54V53H15ZM15 54H14V56H15ZM17 54H19L18 56L20 57V53H18L17 52ZM29 54H30V51H29ZM28 54V55H29ZM79 54V53H78ZM109 54V53H108ZM110 54H112V53H110ZM109 54V55H110ZM122 54V53H121ZM126 54V53H125ZM125 54H123V55H125ZM129 54H131V53H129ZM133 54V53H132ZM138 54V53H137ZM143 54V53H142ZM142 54H139V57H144V56H140V55H142ZM145 54H146V52H145ZM38 55V54H37ZM36 55V56H37ZM39 55H40V52H39ZM42 55V54H41ZM44 55V54H43ZM47 55V54H46ZM45 55V56H46ZM144 55V54H143ZM8 56H9V54H8ZM17 56V55H16ZM30 56V55H29ZM45 56H43V57H45ZM81 56V55H80ZM84 56H85V54H84ZM104 56V55H103ZM119 56V55H118ZM130 56V55H129ZM132 56V55H131ZM130 56V57H131ZM133 56L136 58L135 59V61H131L132 63L133 62H135V64H134V66H132L133 64H130L131 62L129 61V58H128V63L132 66V70H134L136 67V65H139V64H136L140 59L139 58H137L136 57V55H134L133 54ZM138 56V55H137ZM149 56V55H148ZM148 56H146L145 55V57H146V59H152L151 57H149V58H147ZM5 57V56H4ZM26 56H24V58H25ZM40 57V56H39ZM113 57V55L112 56H110V58H112ZM114 57H115V55H114ZM144 57V58H145ZM153 57V56H152ZM155 57H156V55H155ZM23 58V57H22ZM33 58V57H32ZM100 58H102V57H100ZM5 59V58H4ZM17 59V58H16ZM39 59V58H38ZM45 59V58H44ZM48 59V58H47ZM115 60H116V62L114 61V60H110V62L111 63H109L106 59V62H108L109 64V67L111 66L112 67V65L111 64H114L113 65V68L115 69L116 68V70H117V67H118V65H115V64H119V58H114ZM131 59V58H130ZM139 59V60H138ZM164 61H163V60ZM14 60V59H13ZM50 60V59H49ZM53 60H55V58H53ZM104 59L102 60V61H105ZM132 60H134V59H132ZM156 60V61H157ZM184 60H189L188 62H185ZM96 61H98V58H96ZM102 61H98V62H100V66H102V64H103V62ZM123 61V59L120 61V62H122ZM137 61V62H136ZM142 61V60H141ZM145 61H146V63H145ZM81 62V61H80ZM98 62H91L92 64H98V66H99V63ZM127 62V61H126ZM147 60H143V63H145V64H147ZM167 62V63H166ZM187 63L188 65H185V66H188V67H186L185 68V66H184V64L185 63ZM81 63H84V62H81ZM152 63V64H153ZM164 64V63H166V64H164V65H162L161 66V64ZM173 62H171L170 64H172ZM120 64H124V62H122V63H120ZM120 64H119V66H120ZM150 64V63H149ZM170 64H169V66H170ZM176 63H174V65H175ZM93 65V66H94ZM107 65V66H108ZM130 65H127V67H130ZM142 65V64H141ZM141 65L139 66L140 68H138V70H144L145 68L147 69V67H148V69L150 70V72H152L151 70L153 69V68H149V65L148 66H146V65H144V69H141L142 67H141ZM142 65V66H143ZM151 65V64H150ZM92 66V65H91ZM96 67H97V65H95ZM104 66H106V64L104 63L103 64V67ZM107 66L105 67L106 69H107ZM115 66V67H114ZM117 66V67H116ZM125 66V65H124ZM152 66V65H151ZM172 66H173V64H172ZM126 66H125V68H127ZM134 67V68H133ZM155 67V66H154ZM91 67H88V69H90ZM119 68V67H118ZM157 68H158V66H157ZM83 69H84V67H83ZM92 69H94L93 67H92ZM98 69V68H97ZM100 69V68H99ZM114 69H113V71H114ZM122 69H124V67L122 68ZM129 70L131 69V68H128ZM147 69V70H148ZM185 69H186V71H185ZM9 70H11V68L9 69ZM102 70V69H101ZM100 70V71H101ZM131 70V71H132ZM136 71H137V68L135 69ZM135 70L133 71L134 73H136V74H139L138 72H140L141 73V71H137V72H135ZM148 70V71H149ZM159 70V69H158ZM172 70V72H171V74H173V76H174V74H175V72L173 73V69H170V71ZM82 71L83 70H81L80 71V73H82ZM90 71H91V69H90ZM90 71H88L89 73H90ZM103 72H105L104 71V69L102 70ZM111 71V70H110ZM118 71V70H117ZM127 71V70H126ZM131 71H129V72H131ZM144 71H146V70H144ZM144 71H143V73H144ZM154 71V70H153ZM157 71V70H156ZM166 71V70H165ZM165 71H163L161 74H162V77H161V79L158 77V79H157V82L158 81H161L162 79H164V80H167V79H169L170 80V76H169V74H168V76L166 75L167 74V72H165ZM189 71V72H188ZM97 71H91V74L90 75H92V73H96ZM99 72V71H98ZM102 72V73H103ZM107 72H109V71H107ZM119 72V71H118ZM133 72H131V73H133ZM147 72V71H146ZM166 74H165V73ZM178 72V71H177ZM85 73V72H84ZM101 73V74H102ZM120 73V72H119ZM133 73V75H135ZM143 73L142 74H139V75H143ZM160 73V72H159ZM178 73V74H179ZM181 73H187V74H185V75H187V76H185V75H182ZM83 74V73H82ZM101 74H100V77H101ZM106 74V73H105ZM109 74H111V73H109ZM153 74V73H152ZM164 74H165V76H166V78L164 77ZM84 75V74H83ZM96 75V74H95ZM119 75V74H118ZM130 75V74H129ZM146 75H147V73H146ZM148 75H151V74H148ZM153 75H156V74H153ZM79 76H81V75H79ZM85 76V75H84ZM93 76H94V74H93ZM102 76H103V74H102ZM109 76H111V75H109ZM114 76H115V74H114ZM138 75H136V77L135 78H133V80L134 79H138V77H137ZM176 76H177V73H176ZM97 77V76H96ZM105 77V76H104ZM104 77H102V78H104ZM132 77V75H130V78ZM134 77V76H133ZM140 77L141 78H143L142 76H139V79H140ZM78 78V77H77ZM81 78V77H80ZM89 78V77H88ZM93 78V77H92ZM106 78V77H105ZM104 78V79H105ZM109 78V77H108ZM114 78V77H113ZM146 78V77H145ZM186 78V80H183V79H185ZM109 79H111V78H109ZM120 79V78H119ZM124 79V78H123ZM122 78H121V80H123ZM128 79V78H127ZM155 79H156V77H155ZM160 79V80H159ZM175 79V78H174ZM90 80H92L91 79V77H90ZM95 80H96V78H95ZM95 80H93V81H95ZM113 80V79H112ZM126 80V79H125ZM129 80V79H128ZM133 80H131L132 81V83H133ZM163 80V81H164ZM74 81V80H73ZM88 81V79H86L85 80V82H87ZM97 81V80H96ZM110 81V80H109ZM140 81H142V80H140ZM139 81V82H140ZM145 81V80H144ZM162 81V82H163ZM176 82H172V78H171V80L169 81V82H164V84L166 83L167 85H168V83H170V82H172V85L174 84L175 85V83H177V80H175ZM72 82V81H71ZM81 82V81H80ZM106 82V81H105ZM129 82V81H128ZM161 82V83H162ZM1 83V82H0ZM98 83V82H97ZM112 83V82H111ZM142 83H144L143 81H142ZM85 84V83H84ZM87 84V83H86ZM122 84H124V83H122ZM126 84V83H125ZM130 84L131 83H129V86H130ZM137 84V83H136ZM135 83H134V86L132 85V87H135V86H137ZM141 84V83H140ZM153 84V83H152ZM165 84V85H166ZM181 85L183 84V83H180ZM179 83H177V85H173L174 87H176V89L174 90L172 87H171V85H170V87L173 89V90H171V88H169L170 90V92L169 91H166V89H165V87L168 89V87L167 86H163L164 87V89L162 88L161 89V87L162 86H158L157 88L160 90H163V91H165L164 92V97H166L167 99H170L169 97H171V98H173V96L175 95V93H179L180 91H179V89H180V87H179V85H180ZM91 85H92V83H91ZM96 85V84H95ZM104 85H106V84H103L102 86H104ZM111 84L109 83V86H110ZM145 85V84H144ZM180 85V86H181ZM101 86V87H102ZM128 85H127V88L129 87ZM149 86V85H148ZM157 86V85H156ZM183 87L185 86V85H182ZM181 86V87H182ZM235 86V88L238 86V90L237 89H235L239 94L237 95V98H239V103H236V105L238 106V108H237V106H235L236 108L235 109H232V104H234L233 103V98H235L236 96L235 95H233L232 93H233V87ZM86 87H88V86H86ZM100 87V88H101ZM104 87H106V86H104ZM131 87V86H130ZM145 87V86H144ZM143 87V88H144ZM147 87V86H146ZM179 87V88H178ZM182 87V88H183ZM93 88V87H92ZM121 88H123L124 89V87H121ZM127 88L125 89V91L127 90ZM136 88V87H135ZM143 88H142V91H143ZM152 87H151V84H150V88L149 89H151ZM154 89H156L157 90V94H158V96L157 97H159V90L157 89V88H155V86L153 87ZM152 88V89H153ZM181 88V89H182ZM0 89H1V87H0ZM79 89V88H78ZM103 89V88H102ZM105 89V88H104ZM134 88H132L131 90H130V92L133 90ZM149 89H148V91H149ZM153 89V90H154ZM96 90H97V92L99 91V89H97L96 88ZM117 90H120V89H117ZM139 90H141V88H139ZM145 90V89H144ZM155 90V91H156ZM185 90H187V88L185 87ZM184 89H183V91H185ZM103 91V90H102ZM102 91H100L99 93V95L102 97L103 95H101V94H104L105 92H106V90H104V93H102ZM107 91H109V89L107 90ZM121 91V90H120ZM124 91V92H125ZM135 91V90H134ZM136 91H137V88H136ZM152 91V90H151ZM155 91H152V92H150L151 94L153 93V92H155ZM163 91H161V92H163ZM172 91H174L175 93H174V95L172 94L173 92ZM179 91V92H178ZM3 92V91H2ZM69 92V91H68ZM96 92V93H97ZM114 92H116V90L114 91ZM123 92V91H122ZM130 92H129V94H130ZM169 93L168 95L167 94H165V93ZM186 92V91H185ZM1 93V92H0ZM109 93H110V91H109ZM118 93V92H117ZM135 94H138L139 95V93H138V91L137 92H134ZM171 93V94H170ZM182 92H180L179 94H181ZM186 93H188V94H190L189 92H186ZM185 93V94H186ZM4 94V93H3ZM2 94V95H3ZM69 94H70V92H69ZM72 94V93H71ZM74 94V93H73ZM72 94V95H73ZM124 94H128V92L127 93H124ZM129 94H128V96H129ZM132 94H133V92H131V96H132ZM143 94V93H142ZM156 94V93H155ZM163 94V93H162ZM162 94H160V96L162 95ZM183 94V93H182ZM235 94V93H234ZM237 94V93H236ZM66 95H68V93L66 94ZM83 95V94H82ZM97 95V94H96ZM105 95H107V97H109L110 98V96L107 94V93H105ZM153 95V94H152ZM170 95V96H169ZM9 96V95H8ZM70 96V95H69ZM116 96V95H115ZM134 96H136V95H134ZM144 96V95H143ZM4 97V96H3ZM19 97V96H18ZM113 97V96H112ZM120 97H123V96H120ZM125 97V96H124ZM133 97V96H132ZM138 97V96H137ZM141 97V96H140ZM157 97H155L154 96V98L157 100ZM174 97H178L177 95L176 96H174ZM185 97H188V95H186ZM189 97H190V95H189ZM0 98H1V95H0ZM75 98V97H74ZM106 98V97H105ZM117 98V97H116ZM126 98V97H125ZM143 98V97H142ZM142 98L140 99L141 101L140 102H142L143 100H142ZM147 98H148V95H147ZM147 98H145V99H147ZM5 99V98H4ZM7 99V98H6ZM12 99H13V97H12ZM65 99H67V98H65ZM98 99V98H97ZM112 99V98H111ZM117 99H119L120 100V98L118 97ZM128 99H130L129 97H128ZM137 99H139V98H137ZM137 99H135V101H134V105H136V102H137ZM162 99H163V102H165L166 103V101L164 100V98L162 97V98H160V99H158V106H163L164 104H163V102H162ZM176 99V98H175ZM174 98L172 99V100H169V102L170 101H173V100H175ZM178 100V102H177V104L178 103H180V101H181V99H180V101H179V98H177ZM15 100V99H14ZM67 100H69V98L67 99ZM85 100H86V98H85ZM102 100V99H101ZM106 100L108 101V99L106 98ZM113 100H115V98L113 99ZM151 100V99H150ZM150 100H148V101H150ZM156 100H153V104L152 105H154L155 104V102L154 101H156ZM161 100V101H160ZM21 101V100H20ZM88 101V100H87ZM100 101V100H99ZM117 101V100H116ZM122 101H124L123 99H122ZM139 101V100H138ZM182 101H184V100H182ZM2 102H4V100L2 101ZM15 102V101H14ZM22 102V104H23V102L24 101H21ZM84 102V101H83ZM89 102V101H88ZM103 102V101H102ZM110 102H112V101H110ZM117 102H119V101H117ZM125 102V101H124ZM122 103V104H125V103ZM127 102V101H126ZM130 102H132L131 101V99H130ZM168 102V104H165L164 106H165V108L164 107H162V108H164V109H162L161 107V109H162V111L164 112V113H162V114H164L165 115V112H166V105H167V107L168 108H170V106L173 108L174 107V101L173 102H170L169 103ZM19 103V102H18ZM24 103H26V102H24ZM68 103V102H67ZM87 103V102H86ZM106 103V101L103 103V104H105ZM113 103V102H112ZM115 103V102H114ZM133 103V102H132ZM151 103V102H150ZM12 105H14V103H11ZM16 104V103H15ZM99 104H102V103H99ZM116 104V103H115ZM137 104H138V102H137ZM141 104V103H140ZM143 104V103H142ZM147 104L149 105V102H147ZM146 104V105H147ZM160 104H162V105H160ZM173 106H172V105ZM19 105V104H18ZM89 105V104H88ZM106 105V104H105ZM114 105V104H113ZM126 105H127V103H126ZM126 105H124V106H126ZM128 105H129V103H128ZM131 105H133V104H131ZM144 105H145V103H144ZM142 106V109H144L143 107H145V106ZM169 105V106H168ZM187 105V104H186ZM90 106V105H89ZM139 106V105H138ZM157 106V105H156ZM158 106H157V108H158ZM176 106V105H175ZM178 106V105H177ZM13 107H15V106H13ZM91 107V106H90ZM98 107V106H97ZM103 107V106H102ZM141 107V106H140ZM147 107V106H146ZM152 107V106H151ZM154 107V106H153ZM185 107V106H184ZM4 108V107H3ZM108 108V107H107ZM106 108V109H107ZM121 108H123V107H121ZM127 108L129 109V110H131V108L130 107H128L127 106ZM135 108V107H134ZM147 108H150V107H147ZM156 107H154V109H155ZM172 108L171 109H168V110H171V111H169V112H171L170 114H172V116H175L176 117V115L178 114V113H180L179 111L181 110V113H183L184 111L182 110V109H184V108H182V106H180V108L179 107H177V109L179 110L177 113H175L176 115H173L174 114V110H175V112H176V108L174 107L173 108V110H172ZM186 108V107H185ZM215 108V109H214ZM105 109V108H104ZM153 108H151V110H152ZM160 109V110H161ZM187 110L189 109V108H186ZM7 110V109H6ZM91 110V109H90ZM98 110V109H97ZM96 110V111H97ZM103 110V109H102ZM108 110V109H107ZM106 110V111H107ZM124 110H126V109H124ZM146 110V112H147V109H145ZM144 110V111H145ZM208 110H209V113H212V112H219V115H221V120H223V121H221V122H223V124L221 125V126H219L220 127V139H219V137L218 138H216V130L214 131V133H212L211 131H210V129L213 131L214 129H215V127H214V125L212 124V125H206V124H210L209 122H211V119L209 120L208 118H212V117H215V116H211L210 114H208V115H205V113H204V115L206 116H203V117H205V118H202V116H196L197 114H198V112L200 113V112H202L200 115H202L203 114V112H208ZM237 110H238V112L240 113V116H239V118H238V113L236 114V116H237V118L236 119H232V117H231V114L232 113H234V112H237ZM12 112H14L15 113V111L14 110H11ZM112 112H114L113 110H111ZM111 111H108L107 113H109L110 114V112ZM134 111H135V109L133 110V113H134ZM138 111V110H137ZM157 111V110H156ZM183 111V112H182ZM189 111V110H188ZM11 112V113H12ZM37 112V111H36ZM92 112V111H91ZM103 112V111H102ZM129 112V111H128ZM149 112V111H148ZM159 112V111H158ZM192 112H191V115H192ZM0 113H1V111H0ZM7 113V112H6ZM17 113V112H16ZM15 113V114H16ZM32 113H35L34 111H32ZM104 113H106V112H104ZM130 113H131V111H130ZM142 113H144V112H138V116H139V114H142ZM159 113H161V112H159ZM180 113V114H181ZM37 114H40L39 112H37ZM42 114V113H41ZM97 114H98V112H97ZM100 114V113H99ZM126 114V113H125ZM157 114V113H156ZM180 114H178V116L176 117V120L175 121H180V120H183V121H185L184 122V124H186V125H190V123H193L192 122V118H190V119H192V120H190V122H189V120H188V123H187V120H184L185 118H188V115H187V117L185 116V118H182L183 116H184V113H183V116L181 117V115ZM186 114V113H185ZM101 115V114H100ZM99 115V116H100ZM107 115V114H106ZM106 115H105V117H106ZM115 115H116V113H115ZM134 115H136V114H134ZM133 115V122L131 121V123H133V125L135 126L136 124H135V121H134V116ZM145 115V114H144ZM152 115V114H151ZM153 115H155V114H153ZM160 115V114H159ZM189 115H190V113H189ZM190 115V116H191ZM210 115V116H209ZM7 116H9V115H7ZM12 116H13V113H12ZM15 116V115H14ZM13 116V117H14ZM96 116V115H95ZM111 116V115H110ZM109 116V117H110ZM132 116V115H131ZM148 116V115H147ZM161 116V115H160ZM189 116V117H190ZM216 116H218V115H216ZM233 116V115H232ZM116 117V116H115ZM125 117V116H124ZM144 117V116H143ZM159 117V116H158ZM162 117V116H161ZM174 117V118H175ZM179 117V118H178ZM5 118H6V115H5ZM92 118H95V117H92ZM97 118V117H96ZM128 118V117H127ZM126 118V119H127ZM136 118V117H135ZM138 118V117H137ZM142 118V117H141ZM150 118V117H149ZM154 118H156V117H154ZM160 118V117H159ZM173 117H171V124L173 123V122H175V121H173V119H172ZM178 118V119H177ZM180 118H182V119H180ZM216 118V117H215ZM235 118V117H234ZM46 119H47V117H46ZM124 119V118H123ZM129 119H130V117H129ZM129 119H128V121H129ZM0 120H2V119H0ZM10 120V119H9ZM8 120V121H9ZM11 120H13V118L11 119ZM92 120V119H91ZM90 120V122L92 123V121ZM94 120V119H93ZM97 120H98V118H97ZM96 120V121H97ZM122 120V119H121ZM145 120V119H144ZM147 120V119H146ZM216 120V119H215ZM95 121V120H94ZM105 121V120H104ZM118 121V120H117ZM127 121V120H126ZM141 121V120H140ZM139 121V122H140ZM167 121V120H166ZM6 122V121H5ZM5 122H3V124L5 123ZM18 121H16V123H17ZM37 122V121H36ZM106 122V121H105ZM104 122V123H105ZM107 122H108V120H107ZM122 122H123V120H122ZM125 122V121H124ZM146 122H148V121H146ZM169 122V121H168ZM181 122V123H180ZM179 123H178V125H179V127H180V125H183V123H182V121H180ZM217 122V121H216ZM14 123V122H13ZM46 123V122H45ZM102 123H103V121H102ZM130 123V122H129ZM138 123V122H137ZM162 123V122H161ZM160 123V124H161ZM200 123V124H199ZM214 123V122H213ZM217 123H220V122H217ZM7 124V123H6ZM10 124H12V123H10ZM86 124V123H85ZM109 125H110V123H108ZM125 124V123H124ZM152 124V123H151ZM154 124V123H153ZM165 125H169V124H166V123H164ZM175 125H177V122L176 123H174ZM174 124L172 125V126H174ZM197 124V125H196ZM9 125V124H8ZM17 125V124H16ZM40 125V124H39ZM102 125H104V124H102ZM114 124H112V126H113ZM119 125V124H118ZM123 124H121V126H122ZM178 125H177V127H178ZM186 125H185V127H186ZM217 125V124H216ZM11 126V125H10ZM12 126H13V124H12ZM11 126V127H12ZM93 126V125H92ZM96 126V125H95ZM97 126H98V123H97ZM141 126H144V125H142L141 124ZM140 126V127H141ZM162 126V125H161ZM218 126V125H217ZM3 127V126H2ZM2 127H0V128H2ZM15 127V126H14ZM13 127V128H14ZM19 127H21V126H19ZM34 127H36V126H33V128ZM38 127V126H37ZM90 127H91V125H90ZM163 128V132H161L160 133V135H162V136H160L159 137V139H161L162 138V141L163 142H165L164 141V136H166V135H168V137H170L171 136V138L174 136V133H172L173 135H171V131H174L175 133L178 131V132H180L181 133V135H182V133L184 132V128L183 129H181V128H177V131H175L176 130V126H175V129H174V127H171V126H162ZM183 127V126H182ZM39 128V127H38ZM92 128V127H91ZM90 128V129H91ZM102 128H104L103 126H102ZM127 128H128V126H127ZM22 129V128H21ZM21 129H19V130H21ZM37 129V128H36ZM41 129H42V126H41ZM40 129V130H41ZM44 129H47V128H44ZM50 129V128H49ZM49 129H48V131H49ZM84 129H85V127H84ZM95 129V128H94ZM101 129V128H100ZM110 129H112V128H110ZM118 129H119V127H118ZM129 129H130V125H129ZM174 129V130H173ZM179 129V130H178ZM180 129L181 130H183V131H180ZM207 129V131H209L208 132V134H207V131H205ZM209 129V130H208ZM1 130V132H2V129H0ZM7 130V129H6ZM14 130H15V128H14ZM13 130V131H14ZM34 130H35V128H34ZM123 130H124V128H123ZM144 129H142V131H143ZM145 130H146V128H145ZM148 130V129H147ZM37 131V130H36ZM35 131V132H36ZM44 131V130H43ZM47 131V130H46ZM104 131V130H103ZM136 131V130H135ZM141 131V130H140ZM219 131V130H218ZM7 132H9V131H7ZM38 132V131H37ZM51 132V131H50ZM49 132V133H50ZM53 132V131H52ZM59 132V131H58ZM85 132H86V130H85ZM84 131H83V133H85ZM104 132H106L107 133V131H104ZM14 133V132H13ZM40 133H42V132H40ZM48 133V134H49ZM122 133H123V131H122ZM125 133V132H124ZM136 133V132H135ZM151 132H149V134H150ZM163 133V134H162ZM167 133V134H166ZM211 133V134H210ZM12 134V133H11ZM20 134V133H19ZM33 134H35V133H33ZM43 134V133H42ZM90 134H92V133H90ZM140 134V133H139ZM143 134V133H142ZM148 134V135H149ZM164 134H166V135H164ZM189 134H191V133H189ZM189 134H188V136H189ZM53 135H55V134H53ZM84 135V134H83ZM88 135V134H87ZM107 135V134H106ZM118 135V134H117ZM153 135V134H152ZM178 135V134H177ZM184 135H185V133H184ZM192 135V134H191ZM6 136H8V135H6ZM5 136V137H6ZM34 136V135H33ZM37 136H41V135H38L37 134ZM59 136V135H58ZM90 136V135H89ZM93 136H95V135H93ZM101 136V135H100ZM150 136V135H149ZM5 137H4V139H5ZM9 137V136H8ZM19 137V136H18ZM35 137V136H34ZM54 137V136H53ZM92 137V136H91ZM103 137V136H102ZM126 137V136H125ZM128 137L129 136H127V139H128ZM145 137V136H144ZM143 137V138H144ZM148 137V136H147ZM168 137H165V139H166V141L167 142H169V141H171V142H173L174 140H176L177 141V139L176 138H173V139H169ZM183 137V136H182ZM213 137H215V138H213ZM33 138V137H32ZM32 138H30V139H32ZM44 139H45V137H43ZM81 138H82V136H81ZM90 138V137H89ZM98 138H99V133H98ZM106 138V137H105ZM185 138V137H184ZM184 138H182V139H184ZM191 138V137H190ZM11 139V138H10ZM13 139V138H12ZM38 139V138H37ZM40 139H41V141L43 140L41 137H40ZM59 139V137L57 138V140ZM96 139H97V137H96ZM119 139H121V138H119ZM126 139V138H125ZM155 139V138H154ZM158 139V140H159ZM187 138H185L184 140H182V141H185ZM35 140V139H34ZM86 140V139H85ZM93 139H91L90 141H88L87 140V143L89 144L91 141H92ZM101 141L100 142H102V139H100ZM106 140H108V139H106ZM131 140V139H130ZM129 140V141H130ZM157 140V139H156ZM157 140V141H158ZM169 140V141H168ZM187 140H190V139H187ZM8 143H10V141H9V139H7L6 140ZM39 141V139L37 140V142ZM95 141V140H94ZM94 141H92V142H94ZM97 141V140H96ZM126 141V140H125ZM138 141V140H137ZM140 141V140H139ZM148 141V140H147ZM160 141V140H159ZM182 141H181V143H182ZM7 142H5V143H7ZM14 142V141H13ZM43 143H44V141H42ZM120 142V141H119ZM122 142V141H121ZM149 142V141H148ZM163 142H161V144L163 143ZM188 142V141H187ZM192 142L190 141V145H188V148H193L194 146H192ZM84 143H85V141H84ZM103 143H104V141H103ZM137 143V142H136ZM170 143V142H169ZM174 143V142H173ZM176 143L177 142H175L174 143V145L172 144H168V143H163L164 144V146H163V149H161V146L163 145H161L160 143L159 144H157V145H161L160 147H158V148H160L159 149V151H161L160 153H161V157L159 156V160H158V162H159V168L161 169H167L168 167H169V162H170V164L172 163V162H174V160L176 161V159L178 158V156L176 155V153L179 155L180 154V156L182 157L183 155L185 156H187L188 154L187 153H189V156H191L193 153H190V151H184V149H186V147H184V146H181L179 143L177 144V146L179 147V146H181V147H184V149L183 148H181V147H179V149L181 150H178V148H177V146H176ZM189 143V142H188ZM187 143V144H188ZM59 144V143H58ZM57 144V145H58ZM91 144V143H90ZM89 144V145H90ZM94 144H96V143H94ZM127 144V143H126ZM184 144V143H183ZM186 143H185V145H187ZM193 144V145H194ZM34 145H35V142H34ZM40 145H42V143L40 144L39 143V147H40ZM43 145H45V144H43ZM42 145V146H43ZM89 145L88 146H86V147H89ZM92 145V144H91ZM90 145V146H91ZM108 145V144H107ZM121 145V144H120ZM146 145V144H145ZM199 145V146H198ZM8 146V145H7ZM36 146L37 145H35L34 147L36 148ZM54 146V145H53ZM99 146V145H98ZM101 146V145H100ZM126 146V145H125ZM173 146H174V149L175 150H172L173 149ZM191 146V147H190ZM201 146V147H202ZM32 147V146H31ZM48 146L46 145V147L44 146L43 148L44 149H46ZM92 147V146H91ZM94 147V146H93ZM106 148L107 147H109V146H105ZM131 147V146H130ZM134 147V146H133ZM150 147H151V145H150ZM176 147V148H175ZM38 148V147H37ZM41 148V147H40ZM59 148V147H58ZM98 148V147H97ZM100 148H102V147H100ZM148 148V147H147ZM157 148V147H156ZM157 148V149H158ZM42 149V148H41ZM51 148L49 147V149L47 150V151H49ZM95 149V148H94ZM103 149H104V145H103ZM112 149V148H111ZM142 149V148H141ZM145 149V148H144ZM144 149H142V150H144ZM201 149H199V150H201ZM30 150H32V149H30ZM37 150H39V149H37ZM43 150V149H42ZM46 150L45 151H41V152H46ZM59 150V149H58ZM99 150V149H98ZM126 150V149H125ZM139 150V149H138ZM150 150L152 151V147L150 148ZM149 150V151H150ZM177 150V151H176ZM187 150H189V149H187ZM198 150V151H199ZM3 151V150H2ZM4 151H6V150H4ZM51 151V150H50ZM93 151V150H92ZM104 151H106V150H104ZM104 151H102V152H104ZM127 151V150H126ZM135 151V150H134ZM176 153H175V152ZM183 151L184 152H187V153H184V154H182L183 153ZM193 151H195V150H193ZM192 151V152H193ZM8 152V151H7ZM29 152V151H28ZM33 152V151H32ZM35 152V151H34ZM37 152H39V151H37ZM38 153V155L39 154H42V153ZM52 152V151H51ZM59 153H61L60 151H58ZM86 152V151H85ZM122 152V151H121ZM141 152V151H140ZM163 152V153H162ZM181 152V153H180ZM200 152V151H199ZM49 154H50V152H48ZM105 153V152H104ZM110 153H112V152H110ZM134 153V152H133ZM152 153V152H151ZM158 153V152H157ZM159 153V154H160ZM173 155H172V154ZM174 153H175V155H174ZM10 153H8L7 155L8 156H11V154L9 155ZM30 154V153H29ZM32 154V153H31ZM30 154V155H31ZM34 154V153H33ZM32 154V155H33ZM53 154V153H52ZM52 154H50V156L52 155ZM56 154V153H55ZM84 154H86V153H84ZM88 154V153H87ZM101 154V153H100ZM124 154H126V153H124ZM135 154V153H134ZM138 154V153H137ZM136 154V155H137ZM171 155V157H175V156H177V158L175 159L174 157V159L173 158H169V156L168 155ZM28 155V154H27ZM30 155H28V157L30 156ZM37 154H36V152H35V155L34 156H36ZM37 155V157H41V155L40 156H38ZM54 155V154H53ZM52 155V156H53ZM146 155V154H145ZM144 155V156H145ZM148 155H149V153H148ZM153 155V154H152ZM162 155H164V156H162ZM45 156V155H44ZM47 156V158H48V160L50 159L48 156L49 155H46ZM51 156V157H52ZM55 156V155H54ZM61 156H64V154L62 155L61 154ZM87 155H85V158H87L86 157ZM118 156V155H117ZM132 156V155H131ZM140 156V155H139ZM158 156H157V158H158ZM179 156V157H180ZM183 156V157H184ZM186 156H185V160L187 159L186 158ZM188 156V157H189ZM43 157V156H42ZM56 157H57V155H56ZM60 157V156H59ZM124 157V156H123ZM122 157V158H123ZM136 157V156H135ZM134 157V158H135ZM142 157V156H141ZM147 157V156H146ZM181 157H180V159H181ZM36 158V157H35ZM34 158V159H35ZM44 158V157H43ZM63 158V157H62ZM126 158V157H125ZM132 158V157H131ZM39 159V158H38ZM42 159V158H41ZM41 159H39V160H41ZM45 160H46V157L44 158ZM128 159V158H127ZM129 159H130V157H129ZM183 159V158H182ZM181 159V160H182ZM33 160V159H32ZM62 160V159H61ZM65 160V159H64ZM85 160V159H84ZM88 160V159H87ZM101 160V159H100ZM111 160V159H110ZM143 160V159H142ZM147 160V159H146ZM170 160H173V161H170ZM181 160H177V161H181ZM188 161L187 162H189L190 160L189 159H187ZM193 160V159H192ZM53 161V160H52ZM63 161V160H62ZM67 161V160H66ZM86 161V160H85ZM98 161V160H97ZM133 161V160H132ZM156 161V160H155ZM194 161V160H193ZM196 161V160H195ZM43 162H44V160H43ZM43 162H41V164L43 163ZM47 162V161H46ZM45 162V163H46ZM65 162V161H64ZM64 162H62V163H64ZM68 162H69V160H68ZM88 162V161H87ZM87 162H85V163H87ZM115 162V161H114ZM142 162V161H141ZM141 162H139V163H141ZM154 162V161H153ZM153 162H151V163H153ZM186 162V164H188V165H186V164H184V166H182V165H180L181 167H183V169L182 168H180L181 170H185V169H187V168H185V166H187L188 168H189V164L190 163H187ZM197 162V161H196ZM33 163V162H32ZM44 163V164H45ZM70 163V162H69ZM68 163V164H69ZM89 163V165L91 164L90 162H88ZM87 163V164H88ZM96 163V162H95ZM134 163V162H133ZM144 162H142L141 164H143ZM184 163H185V161H184ZM199 163V162H198ZM37 165L36 167L37 168H40V166L42 167V165H44V164H42V165ZM99 163H97L96 165H98ZM107 164V163H106ZM162 166H161V165ZM174 166L177 168V166L176 165H178V164H176V162H174ZM179 164H181V162H179ZM192 164H193V162H192ZM204 164H205V162H204ZM203 164V165H204ZM86 165V164H85ZM88 165V166H89ZM95 165V166H96ZM102 165V164H101ZM112 165V164H111ZM114 165V164H113ZM129 165V164H128ZM172 165V164H171ZM171 165H170V167H171ZM194 165V164H193ZM191 166V167H194V166ZM57 166V165H56ZM63 166V165H62ZM87 166V167H88ZM93 166V164L91 165V167ZM103 166V165H102ZM154 166V165H153ZM199 166V165H198ZM206 166V165H205ZM32 167H34L35 168V166L33 165ZM45 167V166H44ZM46 167H49L48 166V164L46 165ZM53 167V166H52ZM60 167H61V165H60ZM97 167H99V166H97ZM101 167V166H100ZM110 167V166H109ZM120 167V166H119ZM118 167V168H119ZM139 167V166H138ZM144 167V166H143ZM158 167V166H157ZM167 167V168H166ZM203 167V166H202ZM58 168V167H57ZM57 168H55L54 170H56ZM113 168V167H112ZM185 168V169H184ZM201 168V167H200ZM199 168V169H200ZM47 169V168H46ZM45 168H44V170H46ZM48 169H50V168H48ZM47 169V170H48ZM66 169V168H65ZM125 169V168H124ZM129 169V168H128ZM198 169V170H199ZM36 170V169H35ZM38 170V172H39V170L40 169H37ZM37 170H36V172H37ZM53 170V171H54ZM60 170V169H59ZM69 170V169H68ZM67 170V171H68ZM112 170V169H111ZM177 170V173L179 172V171H181V170H179V167H178V169H176ZM40 171H42V170H40ZM57 171V170H56ZM61 171H62V169H61ZM72 171V170H71ZM78 171V170H77ZM139 171V170H138ZM194 171V170H193ZM43 172V171H42ZM148 172V171H147ZM182 172V171H181ZM192 172V171H191ZM195 172H197V170H195ZM218 172V173H217ZM14 173V172H13ZM44 173V172H43ZM53 173V172H52ZM56 174L58 173V172H55ZM64 173V172H63ZM70 173V175H73L74 176V174H72L71 172H69ZM78 173V172H77ZM89 173V172H88ZM104 173V172H103ZM127 173V172H126ZM135 173V172H134ZM171 173V172H170ZM170 173L169 174H165V175H163V176H166V177H170V176H174V174L172 173L171 175H170ZM217 173V174H216ZM16 174V173H15ZM38 174V173H37ZM42 174V173H41ZM45 174V173H44ZM49 173L47 172V175H48ZM54 174V173H53ZM95 174V173H94ZM120 174H122V173H120ZM124 174V173H123ZM138 173H136L135 174V176L137 177L138 175H137ZM148 174V173H147ZM188 174V173H187ZM189 174H190V172H189ZM202 174V176H203V173H201ZM201 174H198V175H196V176H199V175H201ZM32 175V174H31ZM36 175V174H35ZM52 175V174H51ZM97 175H99V174H97ZM126 175V174H125ZM142 175H144V174H142ZM162 175V174H161ZM177 175H180V174H177ZM176 175V176H177ZM182 175V174H181ZM185 175V174H184ZM183 175V177H185ZM207 175V174H206ZM62 176V175H61ZM60 176V177H61ZM78 176V175H77ZM91 176H93V175H91ZM121 176V175H120ZM122 176H124V175H122ZM148 176V175H147ZM147 176H146V178H147ZM201 176V177H202ZM205 176V175H204ZM200 177V178H198V179H202L203 180V182H206L207 181V179H203V178H206L207 176H205V177ZM16 176H13L12 178H15ZM20 177V176H19ZM23 177H24V175H23ZM30 177V176H29ZM29 177H24V178H29ZM41 177H42V175H41ZM57 177V176H56ZM60 177H58L59 179H61ZM63 177V176H62ZM134 177V176H133ZM139 177H141L140 175L138 176V178ZM143 177V176H142ZM141 177V178H142ZM187 177V176H186ZM188 177H190V178H188ZM187 178H185V180L187 179L188 180V183H191V184H189L190 186H192L191 187V192L190 191H188L189 192V196H190V193H192L193 192V190H194V188L197 190H195L198 194L200 193L201 194V192H202V194H201V197L203 196L204 198H206L207 197V201H210V199L212 198H214L213 200L216 202V200L219 198V197H217V196H215V193L216 194H218V196H219V193H220V195H221V191L219 192V189H221V188H218V190H213V193L211 194V193H209V194H211V195H207L208 193L207 192H209L210 190H211V187L210 188H208V191L206 190V188L208 187H206L205 186V184L204 183H202V182H200V180H198L196 177H195V179H197V180H193V179H191V176H188ZM18 178V177H17ZM32 178V177H31ZM44 178V177H43ZM47 178V177H46ZM48 178L51 180V178H50V176H48ZM52 178H54L53 177V175H52ZM57 178V179H58ZM93 178V177H92ZM121 179H122V177H120ZM140 178V179H141ZM175 178H177V177H175ZM222 179H218L219 180V182H220V180H222L223 181V176L221 177ZM37 179H38V177H37ZM117 179V178H116ZM127 179H128V176H126V178H123V180H126L127 181ZM139 179V180H140ZM152 179V178H151ZM190 179V180H189ZM15 180V179H14ZM13 180V181H14ZM21 180L23 181V179H22V177H21ZM28 180V182H30L31 183V181L33 180H30V178L29 179H27ZM30 180V181H29ZM40 180V179H39ZM41 180H43V179H41ZM56 180V179H55ZM70 180V179H69ZM94 180H95V178H94ZM93 180V181H94ZM148 180V179H147ZM205 180V181H204ZM218 180L216 181L217 183H219L218 182ZM34 181V180H33ZM37 181V180H36ZM36 181H35V183H36ZM46 180L44 179V181H42V182H45ZM56 181H58V180H56ZM62 181V180H61ZM68 181V180H67ZM116 181V180H115ZM132 181H134V183H136L137 181L134 179V180H132ZM143 181L145 182L146 180L144 179H142V183L141 182H138V183H141L142 185H143ZM149 181H150V179H149ZM147 182V183H150V182ZM159 181H160V178H159ZM161 181L162 182H164L162 179H161ZM192 181V182H191ZM198 181V182H197ZM212 181V180H211ZM18 182V181H17ZM48 182V181H47ZM63 182V181H62ZM112 182V181H111ZM122 182V181H121ZM145 182V183H146ZM178 182V181H177ZM181 182V181H180ZM180 182H179V184H180ZM184 182V181H183ZM193 182H194V184H193ZM213 182V181H212ZM15 183H16V181H15ZM14 183V185H16ZM34 183V182H33ZM46 183V182H45ZM45 183L43 184V185H45ZM49 183V182H48ZM53 183V182H52ZM61 183V182H60ZM59 183V184H60ZM110 183V182H109ZM113 183V182H112ZM124 183H126L125 181H124ZM144 183V187H146V184ZM185 183V182H184ZM23 184V183H22ZM29 184V183H28ZM36 184H38V182L36 183ZM41 184V183H40ZM50 184V183H49ZM58 184V183H57ZM63 184V183H62ZM99 184V183H98ZM161 184V183H160ZM178 184V185H179ZM181 184H182V182H181ZM195 184H196V186H195ZM200 184H204V186L206 187H202L201 186V189L200 188H198L199 186H200ZM214 184V183H213ZM213 184H211V186L213 185ZM220 184V183H219ZM224 184V183H223ZM24 185H25V183H24ZM35 185V184H34ZM42 185V184H41ZM40 185V186H41ZM43 185H42V187H43ZM47 185V184H46ZM54 185H56V184H53V186ZM148 185V184H147ZM151 185V184H150ZM166 185V184H165ZM165 185H163V183H162V185L160 186V188L161 187H163L162 188V190L160 189V192L162 191V195H163V197H165L166 199L167 198H169V194H170V189H169V191H168V193H166V191H167V189L165 190V192H164V188H166V186ZM171 185V184H170ZM188 185V186H189ZM194 185V186H193ZM217 185V184H216ZM221 185V184H220ZM20 186V185H19ZM18 186V187H19ZM23 186V185H22ZM28 186V185H27ZM30 186V185H29ZM39 186V185H38ZM57 186V185H56ZM64 186V185H63ZM63 186H62V189H63ZM98 186V185H97ZM106 186V185H105ZM120 186V185H119ZM173 187L172 188H174L175 187V185L173 184L172 185ZM182 186H184L183 184H182ZM187 186V184H186V186H184L183 188H185L186 187V189L187 188H190V186L188 187ZM224 186V187H225ZM13 187V186H12ZM34 187V186H33ZM36 187V186H35ZM65 187H68L67 185L65 186ZM130 187H131V185H130ZM148 187V186H147ZM146 187V188H147ZM27 188V187H26ZM53 188V187H52ZM106 188V187H105ZM133 188V187H132ZM131 188V189H132ZM148 188H150V187H148ZM193 188V189H192ZM204 188V189H203ZM13 189H15V188H13ZM31 189H34V188H31ZM47 189V188H46ZM56 189V188H55ZM59 189H60V187H59ZM130 189V190H131ZM157 189V188H156ZM179 188H177V190H178ZM23 190H24V186H23ZM29 190V189H28ZM27 190V191H28ZM141 191H142V189H140ZM144 190V189H143ZM148 190V189H147ZM174 190H176L175 188H174ZM174 190H172V192H173V194H177V190H176V193L174 192ZM179 190H182V189H179ZM204 190H205V193H207V194H205L204 193ZM224 189H222V191H223ZM19 191V190H18ZM17 191V192H18ZM53 191V190H52ZM59 191V190H58ZM58 191H56V192H58ZM133 191V190H132ZM154 191H155V189H154ZM199 191V192H198ZM201 191V192H200ZM19 192H21V190L19 191ZM31 192H36L35 191V189H34V191H31ZM135 192V191H134ZM144 192V191H143ZM151 192L152 191H150L149 192V194H151ZM156 192H157V190L155 191V193H154V195L153 196H155V194H156ZM159 191H158V194H160L161 195V193H160ZM181 191H179V195H181V197H184V198H186L184 201H187V202H189V200H190V198L188 199L187 197H185V194H183L182 195V193L183 192H181ZM188 192H186V193H188ZM196 192H193V193H195V195L197 194ZM15 193H16V191H15ZM22 193H24L23 191H22ZM27 193V192H26ZM85 193V192H84ZM130 193V192H129ZM43 194H45V193H43ZM47 194V193H46ZM56 194V193H55ZM102 194V193H101ZM130 194H132V192L130 193ZM153 194V193H152ZM167 194V196L168 197H166L165 195ZM198 194H197V196H198ZM199 194V195H200ZM206 196H204V195ZM214 194V195H213ZM29 195H30V193H29ZM28 195V196H29ZM36 195V194H35ZM51 195V194H50ZM133 195V194H132ZM136 195V194H135ZM144 195V194H143ZM160 195H159V197H160ZM178 195V194H177ZM176 195V196H177ZM188 195V194H187ZM28 196H27V198H28ZM37 196V195H36ZM46 196V195H45ZM152 196V195H151ZM211 196V197H210ZM213 196V197H212ZM19 197H20V195H19ZM39 197H40V193H39ZM44 197V196H43ZM49 197V196H48ZM57 197V196H56ZM142 197V196H141ZM209 197V198H208ZM215 197H216V199H215ZM31 198V197H30ZM28 199V200H32V199ZM132 198H134L133 196H132ZM137 198V197H136ZM154 198V200L156 199V200H158V202L160 201V204L162 203L161 201L162 200H166V199H164V198H162V199H157V198H155V197H153ZM161 198V197H160ZM171 198V197H170ZM194 198H195V200H197V201H199V202H194V199H191L190 200V202L191 201H193V203L192 204H197L198 205V207L200 208V207H202V206H206V205H208V202H206V200L205 199H200V200H198V198L197 197H195L194 196ZM197 198V199H196ZM21 199V198H20ZM103 199V198H102ZM150 199V198H149ZM172 199V198H171ZM170 199V200H171ZM174 199V198H173ZM188 199V200H187ZM212 199H211V201H210V205L212 204V203H214L215 204V202L214 201H212ZM222 199V198H221ZM21 200H23V198L21 199ZM25 200H27V199H25ZM42 200V199H41ZM82 200V199H81ZM134 200V199H133ZM169 200V201H170ZM202 200V201H201ZM203 200H205V202H206V204H201V202H203ZM20 201V200H19ZM33 201V200H32ZM150 201H152V197H151V200ZM176 201V200H175ZM174 200H173V202H175ZM201 201V202H200ZM23 202V201H22ZM138 202V201H137ZM136 202V203H137ZM167 202V200L165 201V203ZM171 202H172V200H171ZM187 202H185V204L188 206V207H190V209L192 210L194 207L192 206H190ZM220 201H219V199H218V202L217 203H219ZM25 203V202H24ZM84 203V202H83ZM154 202H152V204H153ZM156 204V206H160V205H158L159 203H157V201L155 202ZM176 203V202H175ZM200 205H202V206H199V204ZM216 203V204H217ZM150 204H151V202H150ZM177 204V203H176ZM162 205V204H161ZM167 205V204H166ZM165 205V207L164 208H169L170 207V205L167 207ZM186 205H185V208H186ZM128 206V205H127ZM172 206H174L175 207V205L173 204ZM177 206V210H178V205H176ZM205 206L204 207H202L201 209H202V212H204V213H206V214H208V212H209V210H205V209H208L207 207L205 208ZM221 206V205H220ZM50 207V206H49ZM146 207V206H145ZM148 207V206H147ZM147 207H146V209H147ZM152 207V206H151ZM173 207V208H174ZM211 207H212V205H211ZM219 207V206H218ZM217 207V208H218ZM64 208H65V206H64ZM70 208V207H69ZM183 208H184V203H183ZM184 208V210L183 209H180V210H182V211H179L178 213L179 214H181V212H184L185 213V210H186V213L188 212L187 210H188V208H186L185 209ZM198 208V209H199ZM154 209V208H153ZM153 209H152V211H153ZM159 209V208H158ZM22 210V209H21ZM149 211H150V209H148ZM148 210H147V212H148ZM155 210H157V208L155 209ZM190 210V211H191ZM195 209H193V211H194ZM205 210V211H204ZM193 211H191V213L193 212ZM208 211V212H207ZM64 212V211H63ZM88 212V211H87ZM108 212V211H107ZM154 212H156V211H153V212H151L152 214L154 213ZM159 212H161V211H158V213ZM167 212V211H166ZM166 212H164V213H166ZM195 212H196V210H195ZM199 212L200 213H202L201 212V210L199 209ZM220 213H221V211H219ZM102 213V212H101ZM148 213H150V212H148ZM162 213V212H161ZM161 213H159V214H161ZM169 212H167V214H168ZM171 213H172V211H171ZM176 213V212H175ZM190 213V212H189ZM188 213V214H189ZM32 214V213H31ZM144 214V213H143ZM158 214V215H159ZM167 214H165L166 215V218L169 216V219H170V216H171V219L170 220H172L173 219V213L171 214V215H167ZM203 214V213H202ZM201 214V215H202ZM30 215V214H29ZM156 215H157V212H156ZM157 215V216H158ZM162 215V214H161ZM161 215H159V217L161 216ZM187 215V214H186ZM193 215V214H192ZM197 215V214H196ZM200 215V216H201ZM205 215V214H204ZM208 215H210L211 216V213H209ZM208 215H206V218H208L207 216ZM217 215H216V217H213V219L214 220H217ZM35 216V215H34ZM65 216V215H64ZM79 216V215H78ZM154 216V215H153ZM152 216V217H153ZM209 216V217H210ZM30 217H33V215L32 216H30ZM149 217H150V215H149ZM148 217V218H149ZM159 217H156V219H161V218H159ZM165 216L163 215L162 216V218H164ZM179 217H180V215H179ZM182 217V216H181ZM184 218H186L185 217V215L183 216ZM182 217V219H183V221H184V218ZM212 217V216H211ZM210 217V218H211ZM147 218V217H146ZM154 218H155V216H154ZM165 218V219H166ZM176 218V217H175ZM190 218V217H189ZM188 218V219H189ZM194 218H196V217H194ZM199 218V217H198ZM216 218V219H215ZM144 219V218H143ZM168 218H167V220L169 221H167L168 222V224L170 223V220H169ZM191 219H193V218H190L189 220H191ZM213 219H211V220H213ZM218 219H220V218H218ZM174 220V219H173ZM208 220H209V218H208ZM207 220V221H208ZM211 220L209 221V222H211ZM52 221V220H51ZM107 221V220H106ZM141 221V220H140ZM162 220H160L159 221V223L161 222ZM192 222H193V220H191ZM197 222H199L198 220H196ZM195 221V222H196ZM203 221V220H202ZM41 223H42V221H40ZM146 222V221H145ZM165 222H166V220H165ZM192 222L190 223V224H192ZM194 222V223H195ZM137 223V222H136ZM148 224H149V222H147ZM155 223V220H154V222L152 223V224H154ZM156 223L158 224V222L156 221ZM155 223V224H156ZM189 223V222H188ZM202 223V222H201ZM221 223V222H220ZM65 224V223H64ZM156 224V226H158ZM161 224V223H160ZM162 224H164V223H162ZM185 224H186V222H185ZM212 225H214L215 224V226H214V228H216V222L214 223H211ZM210 224V225H211ZM136 225V224H135ZM177 224H175V225H171V226H176ZM180 225H178V226H176V227H180ZM196 225V224H195ZM156 226H154V227H156ZM162 226V225H161ZM161 226H158V228L159 227H161ZM194 226V225H193ZM198 226V225H197ZM196 226V227H197ZM203 226H205V225H203V224H201L200 225V227L202 228ZM95 227V226H94ZM148 227H149V225H148ZM153 227V228H154ZM163 227V226H162ZM162 227L159 229V231H157V233H158V240H159V238L162 240V237L164 236H160L159 237V234L161 233V232H165V230H166V228H165V230L164 229H162ZM208 227V226H207ZM26 228V227H25ZM65 228V227H64ZM98 228V227H97ZM164 228V227H163ZM205 228V227H204ZM213 228V230H215ZM217 230H219V224H218V226H217ZM154 229H157V228H154ZM154 229H152V230H154ZM178 229V230H179ZM51 230V229H50ZM99 230H101V229H99ZM160 230H162V231H160ZM176 231H177V229H175ZM180 230V231H181ZM191 230V229H190ZM197 230H201V229H199V228H197ZM209 230H211V229H208V232H209ZM136 231H138V230H136ZM135 231V232H136ZM144 231V230H143ZM167 231H169V230H167ZM188 231V232H187ZM140 232V231H139ZM170 232H173V229L172 230H170L169 232H167L166 234H165V236H169V235H171V233ZM208 232H207V234H208ZM27 233V232H26ZM49 233V232H48ZM163 233H161V234H163ZM169 233V235H167ZM174 233V232H173ZM172 233V234H173ZM181 233V232H180ZM201 233H202V235H207V234H204L202 231H200V233H199V231H198V234L200 235V237L199 236H197V237H195L196 239V241H199V240H197L198 238H200V241H201V237H202V235H201ZM46 234V233H45ZM142 235L144 234V235H146V236H151L152 234H156V232L154 233V231H147L146 232V230H145V232H143V233H141ZM185 234V235H186ZM26 235V234H25ZM49 235V234H48ZM57 235V234H56ZM137 235H138V232H137ZM140 235V234H139ZM143 235V236H144ZM183 235V234H182ZM193 235H195V234H193ZM141 236V235H140ZM140 236H139V239H142V240H145L144 241V243H143V245L145 244V245H147V243L148 242H146V240L147 239H150V238H152V237H143V236H141L142 238H140ZM172 236V235H171ZM170 236V237H171ZM179 236V235H178ZM178 236H175V234H173V240L171 239H169V241H170V243L169 242H167V240L166 241H161L160 240V242H163V244H165L164 242H166V244L168 245V248H169V246L171 245V247L172 246H174V248L176 249V247L178 248V247H181V245L184 243V241H181L180 240V238H178V239H176V237H178ZM167 237H164V239H166ZM184 237V236H183ZM186 237V236H185ZM184 237V238H185ZM194 237V236H193ZM206 237V236H205ZM70 238V237H69ZM134 238V237H133ZM132 238V239H133ZM137 237L135 236V239H136ZM64 239V238H63ZM65 239H67V237L65 238ZM91 238H89V240H90ZM122 239V238H121ZM131 239V238H130ZM138 239V238H137ZM138 239V240H139ZM188 239H189V237H188ZM187 239V240H188ZM68 240V239H67ZM70 240V239H69ZM72 240V239H71ZM88 240V241H89ZM184 240V239H183ZM203 240V239H202ZM218 240V239H217ZM74 241V240H73ZM73 241H71V242H73ZM92 241V240H91ZM105 241V240H104ZM129 241V240H128ZM172 241H174V244H172ZM176 241V242H175ZM190 241H188V243H190V244H188L189 246H191V242ZM43 242V241H42ZM56 242V241H55ZM71 242H70V245H71ZM90 242V241H89ZM137 242H139V241H137ZM159 242V243H160ZM178 242H181L180 243V245L179 244H177ZM52 243V242H51ZM95 242L93 241V244H94ZM157 244L158 246L160 245V244ZM194 243V244H195ZM200 243V244H199ZM67 244H69V241H68V243ZM76 244V243H75ZM92 244V243H91ZM128 244V243H127ZM138 244V243H137ZM164 245V246H166L167 247V245ZM177 244V245H176ZM218 244V243H217ZM36 245V244H35ZM64 245H65V242H64ZM81 245V244H80ZM113 245V244H112ZM129 245V244H128ZM134 245V242L132 243V247H134L133 246ZM144 245V248H143V246H141L143 249H145V247H147V246H150V245H147V246H145ZM157 245H155L154 247V250L157 248ZM179 245V246H178ZM185 245V244H184ZM78 246V245H77ZM111 246V245H110ZM127 246V245H126ZM140 246L138 247L140 250H142L141 248H140ZM176 246V247H175ZM71 247H73V245H71ZM80 247H82V246H80ZM161 247V248H160ZM170 247V249H173V248H171ZM183 247H185V249L187 250V249H189V248H187V246H183ZM182 247V248H183ZM192 247V246H191ZM196 246H194L193 248H195ZM202 247H200V248H202ZM208 247V246H207ZM207 247L206 248H204V249H207ZM66 248L67 249H70V247L68 248L67 246H66ZM126 248V247H125ZM127 248H129V247H127ZM127 248H126V250H127ZM134 248H136V247H134ZM159 248L160 249H162V250H164L163 248H162V246H159ZM193 248H192V251H195V250H198V248L196 247V249L195 250H193ZM209 248V247H208ZM66 249V250H67ZM77 249V248H76ZM76 249H74V250H76ZM82 249V248H81ZM152 249H153V247H152ZM170 249L169 250H167V248H166V250H164L165 251V253H167L168 251L170 252ZM174 249V250H175ZM203 249V248H202ZM65 250V251H66ZM79 250V249H78ZM111 250V249H110ZM133 250V249H132ZM149 250V249H148ZM174 250H173V252H174ZM179 250H181V248H179L178 249V251ZM80 251V250H79ZM82 251H83V249H82ZM84 251H85V249H84ZM145 251V250H144ZM192 251L190 252L189 251V253L187 252V255L189 254V255H191L190 253H192ZM22 252V251H21ZM31 252V251H30ZM86 252V254H87V251H85ZM135 252H136V249H135ZM134 251H133V255H134V253H135ZM159 252V251H158ZM158 252H156V250L153 252V251H149V253H150V255L151 254H153V253H156V254H159ZM27 253H29V252H27ZM38 253V252H37ZM37 253H34V254H37ZM74 253V252H73ZM78 253V252H77ZM79 253H81V251L79 252ZM128 253V252H127ZM147 253H148V251H147ZM147 253L145 254V252L144 253H140L139 252V256H137V257H140L141 255H143L144 254V256L145 255H147ZM179 253V252H178ZM177 253V254H178ZM200 253V252H199ZM203 253V252H202ZM53 254V253H52ZM56 254V253H55ZM84 254V253H83ZM82 254V256H83V258H84V256L85 255H83ZM132 254H131V256H132ZM162 254V253H161ZM161 254H159V255H156L155 257H153L154 255H152V258H154V261H155V258L156 257H158V258H156V260H159L161 257L160 256H162ZM171 254V255H170ZM193 254L195 255V252H193ZM23 255V254H22ZM30 255V254H29ZM38 255H40V254H38ZM65 255V254H64ZM129 255V254H128ZM136 255H137V252H136ZM175 255H176V252L174 253V256H173V253L171 252V253H169L168 254V256L167 257H170L169 259H173V258H171V256L172 257H174L175 258ZM196 255H198V256H200L201 255V257H203L202 255L203 254H198V253H196ZM206 255V254H205ZM28 256V255H27ZM31 256H33V254H31ZM30 256V257H31ZM75 255H73V257H74ZM81 256V257H82ZM127 256V255H126ZM135 256V255H134ZM166 256V255H165ZM198 256H196V258H198ZM29 257V256H28ZM38 258H39V256H37ZM43 257V256H42ZM85 257H87V256H85ZM183 257H185L184 255H183ZM189 257H191V256H187V258H188V260H186L185 262L187 263V261H190V264L191 263H193L192 262V260H190V258ZM23 258V257H22ZM97 258V257H96ZM129 259H127L128 261L131 259L132 260V257H128ZM140 258H142V260L140 259ZM140 258H138L139 260H137L138 262L140 261H142L141 263L143 264V260L144 261H146L147 260V257H145L146 258V260L145 259H143V257H140ZM151 258V257H150ZM151 258V259H152ZM176 258H177V255H176ZM186 258V259H187ZM207 258V257H206ZM40 259V258H39ZM81 259V258H80ZM85 259V258H84ZM133 259H134V257H133ZM136 259V258H135ZM134 259V260H135ZM150 259V260H151ZM168 259V258H167ZM180 259V258H179ZM184 259V258H183ZM35 260H36V258H35ZM42 259H40V260H37V264H38V262L39 261H41ZM83 260V259H82ZM97 260V259H96ZM134 260H132V263L134 264L135 262H137V261H134ZM163 260H166V257H165V259H160L159 260V263L160 262H162ZM174 261H181V262H183V260H175V259H173ZM173 260H172V262L171 263H173ZM200 260H203V259H200ZM30 261H32V259L30 260ZM29 261V262H30ZM33 261H34V259H33ZM85 261V260H84ZM83 261V262H84ZM152 261L153 260H151V261H148V262H150V263H147V264H155L156 262H154L153 261V263H152ZM167 261V260H166ZM165 261V262H166ZM169 261V260H168ZM171 261V260H170ZM17 262V261H16ZM42 262V261H41ZM139 262V263H140ZM164 262V261H163ZM164 262V263H165ZM185 262H184V264H185ZM197 262V261H196ZM204 262V260L202 261V262H200V263H203ZM206 262V261H205ZM204 262V263H205ZM19 263V262H18ZM43 263V262H42ZM78 263V262H77ZM76 263V264H77ZM125 263V262H124ZM128 263H130V262H128ZM127 263V264H128ZM139 263H137V264H139ZM159 263H157V264H159ZM180 263V262H179ZM31 264H33V262L31 263ZM35 264V263H34ZM97 264V263H96ZM101 264V263H100ZM131 264V263H130ZM136 264V263H135ZM168 264V263H167ZM177 264V263H176ZM180 264H183V263H180ZM194 264H196V263H194Z\"/></svg>","mask_w":264,"mask_h":264}]
</instances>
